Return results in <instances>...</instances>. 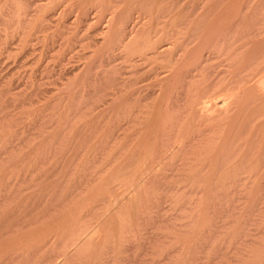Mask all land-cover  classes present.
I'll return each instance as SVG.
<instances>
[{"label": "rangeland", "instance_id": "1", "mask_svg": "<svg viewBox=\"0 0 264 264\" xmlns=\"http://www.w3.org/2000/svg\"><path fill=\"white\" fill-rule=\"evenodd\" d=\"M5 0H1L2 4H5L6 8H4L1 4H0V12L3 13L4 15H2L1 17V13H0V229H12L13 231V234H10V236H13V239L17 238V236H19L20 234H23L25 235L24 233H27L30 234L31 231H33L32 228L37 229L36 227H39V228H46V227H49L50 224L51 225H57L59 224L61 221L59 219H62V215H65L66 212L70 209V208H74V204L76 205H79L82 201V199L84 198L83 196H86L87 193H90L91 191H93L92 189H94L95 187H97L104 178H106V175L109 176L117 167H118V164L120 163V161L122 160L121 158V142H122V137L123 138V142L124 140L128 139L129 138V134L128 132L126 131V127L128 128V131L130 130L128 125L125 127V130H122L120 129L118 131V129L114 130V136H112V133L110 134L109 133V130L112 131L113 127L115 126V123L117 124L119 121H120V118H121V111L122 109L120 107H122V102L125 98V100L127 98L131 99L132 101L130 102L129 104V107L132 104V106H138L139 105V109L136 108L137 111H141L140 115L137 116L138 119L139 117L142 118L143 115L145 116H149L150 113L152 112L151 109H153L154 105L156 104V102L158 101L159 97H160V94H161V84H163L162 82L161 84L159 83V89H157V86H158V83H157V78L159 79H163L164 76L161 78V75H164L166 73V77H169L170 75L172 76V74H174V72H176V70H178L177 66L180 68L184 62L186 61V57H188L187 55H189V53H192L195 49L198 50V49H201L203 50L204 48H201L202 46H204L206 43V39L208 38L207 36V25L210 24L211 26V17L212 15H214L213 13V10H216L214 9V5L216 4L218 7H220L221 5V9L225 10V7L229 6V5H233L234 2H237V0H132L128 1V0H111L110 2H108L107 0H105L107 3H109V7L107 6L108 4L104 1V0H91V2L89 3V0H83V2L81 0H78L75 3L73 0H9V2L13 1L12 2V6L7 5L8 4V0H6V2H4ZM19 1V2H18ZM45 1V2H44ZM66 1H68L66 3ZM72 3H71V2ZM87 1V2H86ZM117 1V2H116ZM135 1V2H134ZM140 1V2H139ZM174 1V2H173ZM234 1V2H233ZM26 2V3H25ZM51 2V3H49ZM61 2H64V3H61ZM81 2V3H79ZM104 2V3H102ZM142 2V3H141ZM155 2V3H154ZM231 2V3H230ZM17 3V4H15ZM48 3V4H47ZM54 3V4H53ZM60 3V4H59ZM83 3V4H82ZM106 3L105 7H102V5L104 6V4ZM113 3V4H112ZM133 3V4H132ZM141 3V4H140ZM213 3V6L211 8V5ZM218 3V4H217ZM222 3V4H220ZM230 3V4H229ZM240 5H242L245 9L244 12H248L243 14V17L241 16L242 20L241 22H239L241 18L237 19V22L236 24H234V26L231 28V30L229 31V33H232V37H233V32L234 31H237L235 30L234 28L236 26H238V28L242 31V29L244 27H246L247 23L246 21H248V24L250 25L251 22L250 21H254L255 23H257V19H262L264 18V0H239L238 2ZM236 3V4H238ZM245 3V5H244ZM250 3V4H249ZM72 6H70V5ZM73 4L75 6H73ZM77 4V6H76ZM80 4H82L80 7ZM89 4V5H88ZM101 4V6H100ZM151 4V5H150ZM179 7H178V5ZM234 4V5H236ZM253 4V5H252ZM21 6V9H23L22 11H19L21 10L20 9V6ZM86 5V6H84ZM163 5V6H162ZM169 5V7H168ZM173 5V6H172ZM238 5V6H240ZM4 8V12L1 10L2 7ZM8 6V7H7ZM41 6V7H40ZM47 6V7H46ZM49 6V7H48ZM51 6V7H50ZM63 6V7H62ZM66 6L67 9H66ZM113 6L115 8H113ZM121 6V7H120ZM204 6V7H203ZM206 6V7H205ZM250 6V8H249ZM253 6V7H252ZM46 7V8H44ZM58 7V9H57ZM60 7V8H59ZM71 7H73L71 9ZM87 7V8H86ZM91 7V8H90ZM99 7V8H98ZM129 7V8H128ZM151 7V8H150ZM167 7V8H166ZM217 7V8H218ZM224 7V8H223ZM241 7V6H240ZM252 7V8H251ZM260 9H259V8ZM13 8V9H12ZM42 8V9H41ZM48 8V9H47ZM56 8V9H54ZM77 8V10H76ZM83 8V10H82ZM109 8V9H108ZM211 8V9H210ZM219 8V9H220ZM9 9H12L10 11H8ZM64 9V11L62 10ZM87 12H85L84 11ZM121 9V10H120ZM200 9V10H199ZM203 9V10H202ZM208 11H207V10ZM209 9L212 10L209 12ZM218 9V10H219ZM216 10L215 13L218 11H223V10ZM251 9V10H250ZM6 10H7V15L5 14L6 13ZM14 10V11H13ZM81 10V11H80ZM123 10V12L127 11L129 12V18H128V22H127V26L125 25V30L123 31L124 33H126L127 35L125 34H122V36L124 35V37H121L122 39L117 41V47H116V42L114 43L115 47L114 46H111V45H108V41H110V34L109 32H107V30L109 31V29L111 28L110 25L112 26L113 25V19H115V16L118 14L119 15V12L121 13ZM152 10V11H151ZM170 10V11H169ZM16 11V13H15ZM34 11V12H33ZM41 11V12H40ZM66 11V13H65ZM71 11V13H70ZM78 11V12H77ZM102 11V12H101ZM150 11V12H149ZM172 11V12H171ZM196 11V12H195ZM263 11V12H261ZM9 12V13H8ZM18 12V13H17ZM24 12L26 13V15L24 14ZM39 12V13H38ZM55 12V13H54ZM65 13V15L63 13ZM83 14H82V13ZM101 12V13H100ZM114 12V13H113ZM116 12V13H115ZM118 12V13H117ZM148 12V13H147ZM217 12V13H218ZM256 12V13H255ZM20 13V14H19ZM22 13V14H21ZM28 13V14H27ZM43 13V14H42ZM54 13V14H53ZM61 13V14H60ZM131 13V14H130ZM151 13V14H150ZM210 13V14H209ZM258 13V15H256ZM262 13V14H261ZM24 14V15H23ZM48 14V15H47ZM51 14V15H50ZM86 14V15H84ZM114 14V15H113ZM151 16H150V15ZM191 14V16H190ZM209 15L208 18H209V21L207 20L208 18L205 17V19L203 18L204 16L206 15ZM7 17H6V16ZM8 15H10L9 17V20L10 21H13L11 18L13 16V19L17 17V20L18 22H16L15 20V25L14 24H11L12 22H9V24H11V26L8 25V23L6 22V19H4V17H6L8 19ZM12 15V16H11ZM21 15V16H20ZM44 15V16H43ZM80 15V16H79ZM84 16V17H81V16ZM88 15V16H87ZM102 15V16H101ZM117 15V16H118ZM133 15V16H132ZM175 15V16H174ZM177 15V16H176ZM181 15V16H180ZM196 20H192L194 19V17ZM204 15V16H202ZM16 16V17H14ZM27 16V17H26ZM47 16V17H46ZM53 16L55 18H53ZM180 16V17H179ZM188 16V17H187ZM199 16V17H197ZM202 16V17H201ZM249 17V20H246V18L244 17ZM253 16V17H252ZM21 17V18H20ZM25 17L27 18V20L25 19ZM34 17V18H33ZM49 18L48 20L45 19V18ZM79 19H78V18ZM133 17V18H132ZM159 17V18H158ZM176 17V18H175ZM182 17V18H181ZM188 18L190 19L189 17H191V20H188V24L186 25V22L187 20L184 22V19L185 18ZM201 17V18H200ZM260 17V18H259ZM75 18V20H74ZM92 18V19H91ZM105 18V19H104ZM113 18V19H112ZM174 18V19H173ZM181 18V19H180ZM200 21L201 19H204L206 21H204V23L206 22H209L207 23L205 26H204V23L202 24L201 21L199 22L198 20ZM251 18V20H250ZM23 19L24 21L22 22L21 20ZM34 19V20H33ZM44 19V21L42 20ZM51 19V20H50ZM55 19V20H53ZM83 19V20H81ZM112 19V20H111ZM252 19H256V20H252ZM78 20V21H77ZM88 22L85 24V22ZM175 20H179V25L177 23V25L173 24V26H178V27H175L174 26V29L171 30V28L169 27L171 22L175 21ZM183 21L181 23V21ZM4 21V23H3ZM8 21V20H7ZM20 21V22H19ZM50 21H53L52 23ZM79 21H80V24H79ZM90 21V22H89ZM92 21V22H91ZM113 21V22H112ZM175 21V22H177ZM196 22L198 21L201 25L204 26L203 28V31H202V27H200L201 25H198L196 26V31L198 30V28H201L197 31V34L198 32H200V36L199 34L197 35V37H195L194 35V31H193V25L192 26H189L191 24H193V22ZM246 23V25L244 26L242 23ZM262 21V20H261ZM41 22V23H40ZM55 22V23H54ZM57 22V23H56ZM112 22V24L110 23ZM150 22V23H149ZM152 22V23H151ZM191 22V23H190ZM194 22V25H197L199 23H196L195 24ZM203 22V21H202ZM254 22L253 25L254 26ZM261 25L259 26L260 29H262L261 27L264 26V23H263V26H262V22L258 21ZM264 22V21H263ZM7 23V24H6ZM19 23H23L21 24V26H19ZM27 23V24H26ZM54 23V24H53ZM109 23V24H108ZM136 23V24H135ZM143 23V24H142ZM155 23V24H153ZM158 23V24H157ZM170 23V24H169ZM190 23V24H189ZM4 24V25H3ZM17 24V25H16ZM33 24V26H32ZM38 24V26H37ZM47 24V25H46ZM57 24V25H56ZM146 24V25H145ZM166 24H168L169 26H166ZM171 24V25H172ZM185 24V25H184ZM244 26H242V25ZM6 25V26H5ZM13 25V26H12ZM23 25V26H22ZM35 25V26H34ZM78 25V26H77ZM82 27H81V26ZM90 25H94L93 27L90 26ZM153 25V26H152ZM181 25H184V28L187 27V29H189V38L188 40H190L191 36L193 40H190L188 41L187 38H186V35L183 36L184 34L183 33H177L178 31L180 32L181 30ZM247 25V27L249 26ZM8 26V28L10 27V30H8V28H6ZM19 26L21 29H18ZM45 26V27H44ZM58 26V27H57ZM150 26H151V29H150ZM165 26V27H164ZM180 26V27H179ZM4 27V28H3ZM13 27V28H11ZM34 27V29H33ZM38 27V28H37ZM44 27V28H43ZM91 27V28H90ZM127 27V28H126ZM172 27V26H171ZM183 27V26H182ZM242 27V29H241ZM37 28V30H36ZM43 28V30H42ZM68 28V29H66ZM93 28V29H92ZM135 28V29H134ZM148 28L150 29L149 31L153 30V32L158 35V32H159V35L158 36H155L153 34V32L151 31V37H153L150 41V43L145 47V49L143 50V48H140L137 49V52L138 54H140V56L143 57V54H142V51H144V53H149V54H154L156 55V58L155 60L152 59V60H147L146 62V59L147 56L143 59H136L137 62H131V60H134V57L138 56L137 55V52H134L133 50H136L135 48L132 49V47L134 45H136V42L138 41L139 37L145 32L147 31L148 32ZM157 28L159 30H161L163 32V30H166L161 33V31H158ZM170 28V30H168ZM173 28V27H172ZM176 28H180L178 29V31L176 30ZM182 28V30L184 29ZM195 28V27H194ZM236 28V29H238ZM264 28V27H263ZM7 29V30H5ZM14 29V30H13ZM20 30V31H15V30ZM28 29L29 32H28ZM38 29H39V32H38ZM129 29V30H128ZM147 29V30H146ZM155 29V31H154ZM187 29H184V30H187ZM191 29V30H190ZM238 29V30H239ZM247 29V28H246ZM5 30V31H3ZM23 30V31H21ZM32 30V31H31ZM76 30V31H75ZM142 30V31H141ZM145 30V31H144ZM157 30V32H156ZM177 31L174 33V31ZM181 30V32H183ZM195 30V29H194ZM239 30V32H241ZM264 29L260 30L261 31V34L263 33ZM36 31V32H35ZM105 31V32H104ZM168 31H170L171 34L170 36L168 35L167 37V42L168 44H170V49L173 48V50H179L180 52L178 53V51H172L170 50L171 52H173L174 54V59L176 58V62L175 61H172L174 59H172L171 57H173L172 55H169V54H165V53H161V50L159 48L156 49V47L154 48L153 46L155 45H163V43L165 42L164 39H162L163 37L165 38V33L168 34ZM188 31V30H187ZM192 31V32H190ZM25 34H24V33ZM33 32V33H32ZM38 32V33H37ZM90 32V33H89ZM96 32V33H95ZM107 32V33H106ZM172 32L175 34H172ZM194 32V33H193ZM238 31L237 32H234V37L239 33ZM5 33V34H4ZM21 33V34H20ZM47 33V34H46ZM78 33V34H77ZM146 33V32H145ZM184 33L187 34V32L184 31ZM34 34V35H33ZM40 34V35H39ZM166 34V35H167ZM181 34V35H180ZM193 34V35H191ZM201 34L203 36V38H206L205 40H202L203 38L201 37ZM206 34L207 37H205L204 35ZM260 39L264 40V34H260V32H258ZM42 35V36H41ZM47 35V36H46ZM104 35V36H103ZM109 35V36H108ZM129 35V36H128ZM174 35V37H173ZM178 35V36H177ZM191 35V36H190ZM261 35V36H260ZM4 36V37H3ZM14 36V37H13ZM16 36V37H15ZM37 36V37H35ZM72 36V37H71ZM103 36V37H102ZM108 36L109 39H106V37ZM129 38H128V37ZM139 36V37H138ZM160 36V37H159ZM163 36V37H162ZM181 36H183L185 40H183V43H185L186 41V45L185 47L183 46L184 44H180L182 45V47H184V49L186 48V50H182L183 48L180 47L179 45H177L178 43H181V39L182 38ZM257 36H251L250 39L253 41H249V47H247L246 49L248 48H251L254 46H256L257 44H259L258 42H260L261 40H259L258 38V42H257ZM51 39H50V38ZM58 37V38H57ZM66 37V38H65ZM105 37V38H104ZM125 37H126V40H125ZM158 37V38H157ZM162 37V38H161ZM176 37H180V38H177L178 40L174 39ZM229 37V35H228ZM36 38V39H35ZM54 38V39H53ZM64 38V39H63ZM137 38V39H136ZM173 38V40L171 41V39ZM197 38V39H196ZM24 39V40H23ZM41 39V40H40ZM48 39V40H47ZM103 39V40H102ZM104 39H106V44ZM132 39V40H131ZM136 39V40H134ZM156 39V40H155ZM158 39H162L161 41H164L163 43H159L157 42ZM168 39H170V42L168 41ZM180 39V40H179ZM195 39V40H194ZM202 41H201V40ZM123 40V42H122ZM174 40L176 41L175 44L173 43ZM200 42L198 43L197 42ZM208 40V39H207ZM211 40V39H209ZM213 41L212 42H215L216 39H212ZM223 38L220 36L219 38H217L216 40V43L211 44V48L207 47L205 49L207 50H204V52L202 51V53H206L209 48L210 49H213L214 52H212L211 50H209L207 52V54H205L204 56L207 58V60L205 59L204 57V61L208 63V65L204 64L202 65V67L204 66L205 68H203V71L201 70L202 67L200 68H189V69H185L182 71V77L184 78V81L187 83L186 85H189L190 86V89L193 91L191 92V90L189 91L188 90V87L187 86L185 88V85H183V83L185 82H182V89L184 91L181 92V89L179 88L177 90V92L179 91V93L181 94H185V92H190L189 93V96H186L184 95L185 97H188V100L186 103L182 102V99H181V103H178L180 104V106H182L183 104H189L191 103V107H192V104H196L197 108L199 107L197 102L198 100H200L202 98L201 103L200 101L198 103L201 104L200 108L202 110V107H203V104L205 105L204 106V110H205V107L207 106V104H214V105H218V106H214V105H211L210 106H207L208 107V111L211 109V106H214V108H222L220 107L222 104L221 102H223V98L226 100L225 97H227V103H228V96L227 95H232V98L230 99L229 102H231V100L233 99L234 95L236 98L237 95H239L238 99H236V101L238 100H241L242 99V102H243V98L245 99L246 96H247V93L249 92V89L251 88H248V87H253V84L255 83H259V82H264V76H262V73H261V77L263 78H259L258 77L256 78V74L255 75H252L251 72V76L255 77L253 78V80L251 81V79L247 80L245 77V82L247 81H251L253 82V84L251 82H249V84H245L244 82V86L245 88L243 90L246 89V85H249L247 86V91H245V95L243 97V94L242 92L240 91H243L242 89H239V87L236 85V82L238 85H240L238 83V80H233L234 79V75H235V71L238 70L236 69L238 66H236V64L240 65V63H242V60L246 62V59L244 58V55L242 56L243 52L240 53H237V55H235V57L232 55V50L230 49H225V50H228V52H231L228 54V52L226 51V53L230 56H228L226 53L224 54L225 50L222 52V50L224 49L223 45H221V43H224V41H222ZM32 41V42H31ZM53 42V45L52 42ZM82 41V42H81ZM98 41V42H97ZM100 41H101V44H100ZM119 41L121 42L119 44ZM125 41V42H124ZM159 42H161L160 40H158ZM204 41V43H203ZM222 41V42H221ZM49 42H50V45H49ZM74 42V43H73ZM127 42V44H125ZM154 44H152V43ZM210 42V41H209ZM251 42H257V43H252L250 44ZM262 42V43H261ZM259 45H261V47L259 46V49L257 48V51L259 50L258 53H261L262 52V55L264 53V41H261ZM31 43V44H30ZM72 43V44H71ZM103 43V45H102ZM157 43V44H156ZM189 43V44H188ZM196 43V45H195ZM119 44V45H118ZM133 44V46H132ZM167 44V43H165ZM164 44V45H165ZM176 46H174V45ZM199 46H198V45ZM203 44V45H202ZM188 45L190 47H188ZM192 45V47H191ZM193 45L194 48H193ZM207 45V44H206ZM221 45V46H220ZM241 45L240 43L238 44V46ZM33 46V47H32ZM44 46V47H43ZM101 46V47H100ZM111 46V47H110ZM120 46V47H119ZM151 46V47H150ZM178 46V47H177ZM215 46V47H214ZM219 46V47H218ZM51 47V48H50ZM53 47V48H52ZM98 47V48H97ZM105 47V48H104ZM107 47V48H106ZM127 47V48H126ZM136 47V46H134ZM172 47V48H171ZM176 47V49L174 48ZM182 48V49H178V48ZM214 47V48H213ZM240 47V46H239ZM263 47V49H261ZM17 48V49H16ZM66 48V49H65ZM103 50H102V49ZM130 48V49H129ZM148 48V49H147ZM149 48H154V51L153 52H149L151 51V49L149 50ZM221 48V49H220ZM223 48V49H222ZM99 49V50H98ZM122 49V50H121ZM125 49V50H124ZM147 49V50H146ZM188 49V50H187ZM191 49V50H189ZM215 49V50H214ZM220 49V50H219ZM249 49V50H251ZM76 50V51H75ZM92 50V51H91ZM102 50V51H101ZM105 50V51H104ZM153 50V49H152ZM182 50V51H181ZM219 50V51H218ZM248 50V51H249ZM127 51L129 52L127 54ZM134 52L132 54L130 52ZM157 51V53H156ZM160 51L161 55H158L160 53H158ZM184 51V52H183ZM188 51V52H187ZM192 51V52H191ZM217 51V52H216ZM247 51V52H248ZM23 52V53H22ZM35 52V53H34ZM41 52V54H40ZM46 52V53H45ZM98 52V53H97ZM175 52V53H174ZM187 52V53H186ZM13 53V54H12ZM107 53V54H106ZM178 55H177V54ZM181 53V56H183L182 58L179 57ZM214 53V54H212ZM40 54V55H39ZM109 54V55H108ZM131 56H130V55ZM162 54H164L163 56L166 57V55H168L165 59H163V56ZM183 54V55H182ZM208 54H209V60H208ZM211 54V55H210ZM239 54V55H238ZM43 55V56H42ZM176 55V57H175ZM232 55V56H231ZM145 56V55H144ZM151 55H149L148 57H150ZM153 56V55H152ZM162 56V59H160ZM180 60H178V58ZM240 58H238V57ZM243 58H242V57ZM40 57V58H39ZM100 59H99V58ZM123 57V58H122ZM139 57V56H138ZM137 57V58H138ZM159 57V59H158ZM230 57V58H229ZM235 59H234V58ZM237 57V58H236ZM121 58V59H120ZM127 58V59H126ZM132 58V59H131ZM141 58V57H140ZM154 58V57H153ZM231 58H233L231 60ZM44 59V60H43ZM57 59V60H56ZM108 59V60H107ZM158 59V60H156ZM183 59V60H181ZM232 61L233 63V60H237L236 62L238 63H234V66L236 68H233L234 66L231 65L229 62V60ZM82 60V61H81ZM97 60V61H96ZM130 60V61H129ZM166 60H168L167 62H165ZM173 63L175 62V65H172L171 67L168 68V64L170 61ZM178 60V61H177ZM135 61V60H134ZM140 61V62H139ZM183 63H181V62ZM229 61V62H228ZM111 62V63H110ZM131 62V64H130ZM181 63L180 65H177L178 63ZM101 63V64H100ZM133 63V64H132ZM165 63H167V68H166V65ZM171 63V64H172ZM49 64V66H48ZM105 64V65H104ZM170 64V65H171ZM174 64V63H173ZM244 63H242L243 65ZM248 64V63H246ZM85 65V66H84ZM91 65V67H90ZM94 65V66H93ZM99 65V66H98ZM177 65V66H176ZM245 65V64H244ZM249 65V64H248ZM46 66V67H45ZM165 66V67H164ZM175 66V67H173ZM208 66V67H207ZM232 66V67H230ZM257 67V65H254ZM49 67V68H48ZM84 67V68H83ZM102 67V68H100ZM125 67V68H124ZM157 67H161V69H157ZM206 67H207V70H206ZM246 69L247 65L246 66H243L241 68V65H240V68L243 70ZM47 68V69H46ZM53 68V69H52ZM88 68V69H87ZM95 68V70H94ZM173 68V69H172ZM239 68V67H238ZM239 68V69H240ZM21 69V70H20ZM31 69V70H30ZM43 69V70H42ZM85 69V70H84ZM125 69V70H124ZM164 69V70H163ZM168 71H167V70ZM193 69V71H192ZM90 70V71H89ZM171 70V71H170ZM187 70V71H186ZM199 72H197V71ZM25 71V72H24ZM53 73H52V72ZM83 71V72H82ZM88 71V72H86ZM139 71H141V75L139 73ZM156 71V72H155ZM173 71L172 74H170V72ZM192 71V72H191ZM202 71V72H201ZM206 71V72H205ZM207 71H208V75H203V77H207L210 75L212 77L211 80L210 78L208 77V79L206 80L208 83H210L211 85L209 86L210 88H212V90L208 88V85L205 81V79L202 81V75L201 74H207ZM241 71V70H240ZM241 71V72H242ZM247 71V70H246ZM244 71L245 74H247V72ZM43 72V73H42ZM46 72V73H45ZM49 72V73H48ZM111 72V73H110ZM152 72V74H154L153 76H156V77H152L150 76L149 74ZM165 72V73H164ZM169 72V73H168ZM184 72H186L184 74ZM188 72V73H187ZM191 72V73H190ZM196 72V73H195ZM204 72V73H203ZM239 72V70H238ZM241 72H239L238 74L240 75V78H243V76H241ZM20 73V74H19ZM83 73V75H82ZM138 73V75H137ZM161 73V74H159ZM163 73V74H162ZM199 73L197 76L196 74ZM212 73V74H211ZM234 73V74H233ZM243 73V72H242ZM46 74V75H45ZM85 74V75H84ZM88 74V75H87ZM107 74V75H106ZM110 74V75H109ZM133 74V75H132ZM156 74V75H155ZM157 74H159L160 76H157ZM189 74H193L192 76L189 75ZM237 74V73H236ZM237 74V76H238ZM243 74V75H245ZM259 73H257V76ZM44 75V76H43ZM53 75V76H52ZM58 77H56V76ZM106 75V76H105ZM136 75V76H135ZM140 75V78L142 80L141 83L139 82H136V78L137 76ZM186 75V76H184ZM188 75V77H187ZM264 75V74H263ZM24 76V77H23ZM38 78H37V77ZM42 76V77H41ZM48 76V77H47ZM90 76V77H89ZM109 76H110V79H109ZM113 76V78H112ZM150 76V77H149ZM170 76V77H171ZM199 76V77H198ZM201 76V77H200ZM219 76V79H216L218 80L219 84L222 82H220V80H223V79H226L228 78V80H231L229 81L230 84H228V80L227 81H223V82H226L224 84H227V85H232V86H228L229 89L225 90L224 92L222 91L224 88L226 89V85L222 84L219 85L216 81H215V78H217ZM234 76V77H232ZM237 76H236V79H237ZM247 76H249L247 74ZM46 77V78H45ZM49 77H53V78H49ZM55 77V79H54ZM60 77V78H59ZM79 77V79H78ZM85 77V78H84ZM131 77V78H130ZM195 77L197 79H195ZM229 77L233 78V79H229ZM260 77V76H259ZM20 78V79H19ZM42 81H40L39 80ZM87 78H91L92 80L88 79L86 80ZM103 78V79H102ZM108 78V79H107ZM157 80H156V79ZM188 78V79H187ZM189 78H192V80H189ZM239 78V80H240ZM35 79V80H34ZM76 79V80H75ZM126 81H125V80ZM196 81V87L194 86L195 85V81ZM214 79V80H213ZM254 79H258V80H255L256 82L254 83ZM56 80L54 82V84H52V82ZM71 80V81H70ZM108 80V81H107ZM111 80V82H110ZM114 80V81H112ZM133 80L137 83V85L135 84V82H133ZM139 81V79H137ZM233 80V81H232ZM243 80V79H242ZM240 80V83L241 81ZM247 80V81H246ZM48 81V82H47ZM50 81V82H49ZM58 81V82H57ZM83 81V82H82ZM85 81L87 84H85ZM88 81V82H87ZM127 81H130V82H127ZM132 81V84L134 83V85L130 86V85H127L126 83L130 84ZM194 81V82H193ZM198 81H202L201 82V85L205 83V86H199L197 82ZM235 81V82H234ZM244 81V80H243ZM33 82V83H32ZM38 82V83H36ZM45 82V83H44ZM75 82V83H74ZM95 82V83H94ZM105 82V83H104ZM204 82V83H203ZM232 82V83H231ZM10 83V84H9ZM36 83V85H35ZM49 83V84H48ZM60 85H59V84ZM63 83V84H62ZM93 83V85H92ZM110 83H114V84H110ZM194 83V84H193ZM217 85H216V84ZM233 83L235 84L233 86ZM30 84V85H29ZM43 86H42V85ZM58 84V85H57ZM65 84V85H64ZM101 84V85H100ZM243 84V82L241 83ZM252 84V85H251ZM33 85V86H32ZM40 85V87L38 86ZM62 85V86H61ZM92 87H91V86ZM112 85V86H111ZM127 85V86H126ZM136 85V86H135ZM156 85V86H155ZM180 85V86H181ZM251 85V86H250ZM264 85V84H262ZM261 85V86H262ZM13 86V87H12ZM72 88H71V87ZM95 86V87H93ZM107 86V87H105ZM117 86V87H116ZM130 86L131 89H129L128 87ZM155 86L152 90L150 89L151 87ZM184 86V88H183ZM197 88V92L199 90L202 91V89H206L205 87H207L208 91H206V94L204 95L201 91L200 94L198 92V96L197 95V92L194 93V90L192 88ZM199 88H198V87ZM215 86V88L213 87ZM218 86L222 87V88H217ZM226 86V87H225ZM241 86V85H240ZM255 86V85H254ZM257 86V85H256ZM259 86H260V83H259ZM46 87V88H45ZM66 89L64 90L63 89ZM100 87V88H99ZM127 87L129 90L128 92L132 91V94L129 93L131 96H128V92H127V88L125 89L126 91H124V88ZM202 87V89H201ZM224 87V88H223ZM231 87V89H230ZM238 87V88H236ZM242 87V86H241ZM240 87V88H241ZM264 87V86H263ZM20 88V89H19ZM29 88V89H28ZM36 88V90L39 92L38 94L40 95L41 92H42V95H39L38 94H34L36 90H34ZM45 88V90H44ZM52 88V89H51ZM56 88V89H55ZM69 91H68V89ZM74 88V89H73ZM156 88V89H155ZM194 88V89H195ZM235 89V91H232V89ZM243 88V87H242ZM58 89V90H57ZM71 89V90H70ZM78 89V90H77ZM99 89H100V92H102L103 90L106 92H102L100 93L99 92ZM102 89V91H101ZM134 89V90H133ZM150 89V90H149ZM187 89V91H186ZM216 89V90H215ZM221 89L222 92H219ZM239 89V92L240 94H242V98L240 97V94L237 92ZM263 89V88H262ZM7 90V91H6ZM52 90V92L50 91ZM73 90H74V93H73ZM89 90V91H88ZM95 90V91H94ZM141 90V91H139ZM144 90H149L151 92L149 93H154L156 91H158V93H156V95L153 96V94L151 96H148L149 93H147L146 91ZM154 90V92H153ZM219 90V91H217ZM228 90L230 93H228ZM264 90V89H263ZM3 91V92H2ZM18 91V92H17ZM46 91V92H45ZM50 91V93H48ZM71 91V92H70ZM78 91V93H76ZM84 91V92H83ZM137 91H139L138 93H141L139 94L138 96L134 93ZM147 93L146 95H143L144 92ZM204 91V92H205ZM232 91V92H231ZM45 92V93H44ZM96 92V93H95ZM127 92V93H125ZM219 92V93H217ZM237 92V95L235 94ZM247 92V93H246ZM10 93V94H9ZM28 93V94H27ZM37 93V92H36ZM105 95H104V94ZM108 93V94H107ZM110 93V94H109ZM116 93V94H115ZM137 93V94H138ZM144 93V94H145ZM228 93V94H227ZM31 94V95H30ZM34 94V95H33ZM51 94V95H49ZM72 94V95H71ZM95 94V95H94ZM103 94V95H101ZM114 96H113V95ZM158 94V96H157ZM191 94V95H190ZM192 94L194 96H192ZM16 98H14L13 96ZM45 95H48L49 97L45 96ZM108 95V96H107ZM113 96V97H109V96ZM127 95V96H125ZM150 95V94H149ZM204 95V96H203ZM263 95V99H260L259 101L257 100L256 103H254V105L251 107L253 108L254 110H250L252 111V114H250V111L247 110V112H249V115L250 117L252 116V119L253 118H256L259 117L260 120L257 121V118L255 119L256 121L254 122L255 125H261V128H259L260 130L258 131L259 133L255 136H258V137H255L256 140H259V138L262 140V138H264V126H263V122H264V116L263 118L260 117V115L264 114V107L263 108V111L260 109L258 111H260L259 113H257V109L260 108L262 106V103H263V106H264V94ZM26 96H30L32 98L28 99L26 98ZM35 96V97H34ZM83 96V97H82ZM91 96V97H90ZM103 96V99L106 101H103L102 100V97ZM104 96H107L104 98ZM136 96L139 97L140 101L138 99H136ZM157 96V97H156ZM217 96V97H216ZM5 97V98H4ZM13 97V100L11 99ZM39 97V98H38ZM42 97V98H41ZM44 97V98H43ZM75 97V98H74ZM93 97V98H92ZM109 97V98H108ZM115 97V98H114ZM127 97V98H126ZM133 97H135L134 99L136 100V104L134 103V99H132ZM145 97H148L147 100L149 99H152V102H147L145 101L146 99H144ZM151 97V98H150ZM153 97V98H152ZM216 97V101L220 103H217L214 101L211 102L210 99ZM218 97H222V99H218ZM8 98V99H7ZM26 101L23 102L25 99ZM121 98V99H120ZM143 100H142V99ZM155 98V99H154ZM230 98V97H229ZM11 99V100H10ZM24 99V100H23ZM36 99V101L34 100ZM42 99V100H41ZM76 99V100H74ZM111 99V100H110ZM114 99V100H113ZM120 99V101H119ZM185 99V98H183ZM195 99H197L196 101H194ZM215 99V98H214ZM24 104H22L21 102ZM37 100H39L37 102ZM58 100V101H57ZM81 100V101H80ZM185 100V101H186ZM210 101V102H206V101ZM224 100V101H225ZM53 101V102H52ZM74 101V102H73ZM86 101V102H85ZM119 101V102H118ZM144 101L146 103H144ZM193 101L195 103H193ZM205 101V102H204ZM225 101V102H226ZM235 99L233 101V103H227L224 104L225 102H223L222 106H229V104H231V107L232 109L230 111L233 112V109L239 104L240 106V103H242L241 101L238 103H236ZM11 102V103H10ZM17 102V103H15ZM29 102V103H28ZM33 104H32V103ZM35 102V104H34ZM80 102V103H79ZM101 102V103H100ZM137 102H143L146 106L148 105V108L145 107V109H149V113L148 115L146 114L147 111H144V107H143V103H141V105L138 103L137 105ZM22 105H20V104ZM28 103V104H27ZM31 103V104H30ZM107 103V104H106ZM113 103V104H112ZM119 103V104H118ZM203 103V104H202ZM235 103V107H234V104ZM26 104V105H25ZM143 104V105H142ZM152 104V105H151ZM20 105V106H18ZM28 105V106H27ZM60 105V106H59ZM68 105V106H67ZM74 105V106H72ZM114 105V106H113ZM119 105V107H118ZM183 105V106H184ZM258 105V106H257ZM87 106V107H86ZM134 106V107H135ZM182 106V108H184ZM189 106V105H188ZM224 106V107H225ZM74 107V108H73ZM128 107V109H129ZM133 107V108H134ZM141 107V108H140ZM152 107V108H151ZM190 107V106H189ZM191 107L188 109L190 114L192 111H194L193 109L196 108L195 106ZM207 107H206V112H207ZM230 107V106H229ZM229 107H226V108H229ZM234 107V108H233ZM27 108V109H26ZM51 108H53L51 110ZM56 108V110H55ZM71 108V109H70ZM92 108V109H91ZM119 108V109H118ZM132 108V107H131ZM144 110H143V109ZM179 107H177V110H174L175 112L176 111H179L178 110ZM186 107L183 109L184 111H188ZM210 108V109H209ZM213 108V109H214ZM219 108L217 110H219ZM238 108V106H237ZM5 109V111H4ZM65 109V110H64ZM114 109V110H113ZM230 109V108H229ZM42 110V111H41ZM56 112H54V111ZM62 110V111H60ZM73 110V111H72ZM87 112H86V111ZM112 110V111H111ZM126 110V109H124ZM142 110L144 112H142ZM182 109L179 111L181 113V115H186L187 118L189 116V112L188 114H182L183 111ZM200 109H198V111L196 112L194 118H196L197 120L201 119V120H205L207 118V114H205L204 112H202ZM212 110V109H211ZM236 110V109H235ZM234 110V111H235ZM40 111V112H39ZM68 111V112H67ZM93 111V112H92ZM116 111H118V114L116 116ZM120 111V112H119ZM127 111V110H126ZM185 111V113H186ZM200 111H201V114L204 115V116H199L201 115L200 114ZM24 112V113H23ZM54 112V114H53ZM59 112V113H58ZM62 112V113H61ZM78 112V114H77ZM146 112V113H145ZM177 113L176 115H180V113ZM255 112V114H253ZM66 113V114H65ZM82 113V114H81ZM87 113V114H86ZM101 113V114H100ZM142 113H145V114H142ZM229 113V112H228ZM228 113H225V117L227 116ZM235 113V112H233ZM233 113L230 112V115H232ZM36 114V116L34 115ZM58 114V115H57ZM136 115H138V112L135 113ZM134 114V115H135ZM142 114V116H141ZM218 114V113H217ZM215 115V117L217 116V118H219V114L218 115ZM245 114L248 115V113H246L245 111ZM260 114V115H259ZM7 115V116H6ZM69 115V116H68ZM94 115V116H93ZM96 115V116H95ZM107 115V116H106ZM136 115L134 116L135 119L136 118ZM230 115L228 114V116L230 117ZM246 117L248 118L249 116ZM253 115H255L253 117ZM259 115V116H258ZM261 115V116H262ZM69 118H68V117ZM144 116V117H145ZM227 116V118H228ZM245 116V115H244ZM10 117V118H9ZM14 117V118H13ZM88 119H87V118ZM100 117V118H99ZM116 117V118H115ZM119 117V119H117ZM129 117V116H128ZM150 117V116H149ZM147 117V118H149ZM201 117V118H199ZM213 117V116H212ZM223 118L222 121H225L226 118ZM250 117L246 120H248V123L250 122V125H248V129H246L247 131H245V133H249V135L252 133H254L253 129H254V124L251 122V121H254V120H250ZM18 118V119H17ZM38 120H37V119ZM90 118V119H89ZM99 118L100 120L96 121V119ZM133 118V117H132ZM133 118V119H134ZM184 118V117H182ZM187 118L185 117L184 120H187ZM222 118V117H221ZM261 118L263 119L262 120V123L261 122ZM5 119V120H4ZM33 119V121H32ZM35 119L37 120L35 122ZM95 119V121L93 120ZM130 119L127 118L126 121H128ZM214 119V118H212ZM216 119V118H215ZM214 119V120H215ZM220 119V118H219ZM225 119V120H224ZM68 123H66V121ZM87 120V121H86ZM93 120V122H91ZM113 120V121H112ZM114 120H116L117 122H115ZM141 120V119H140ZM213 120V121H214ZM31 121V122H30ZM101 121V122H99ZM206 121V120H205ZM211 122V123H218V121L216 122ZM220 121V120H219ZM50 122V123H49ZM61 122V123H60ZM77 122V123H76ZM86 122V123H85ZM98 122L99 125H95V128L93 127L94 124ZM184 122V121H183ZM41 123V124H39ZM65 123H66V127H65ZM79 123V124H78ZM85 123V124H83ZM112 123V125H111ZM204 123V122H203ZM211 123H206V124H209L211 125ZM75 124V125H73ZM82 124V125H81ZM87 124H89L88 127ZM92 124V125H91ZM205 124V123H204ZM254 126H253V125ZM20 125V126H19ZM86 125V128H84ZM92 128H94L93 130L91 129V126ZM111 125V126H110ZM98 126V128L96 127ZM130 127H132V125L130 124L129 125ZM208 126V125H207ZM253 128H252V127ZM7 127V128H6ZM29 127V128H28ZM60 127V128H59ZM78 129H77V128ZM100 127V128H99ZM263 127V129H262ZM15 128V129H14ZM18 128V129H17ZM40 128V129H39ZM64 128V129H63ZM67 128V129H66ZM75 128V129H74ZM89 128V129H88ZM207 128V127H206ZM252 128V130H251ZM258 128V127H256ZM255 128V129H256ZM10 131H9V130ZM13 129V130H12ZM74 129V130H73ZM80 129V131H79ZM93 131H91V130ZM209 129V128H208ZM12 130V131H11ZM52 130V131H51ZM63 130V131H62ZM67 130V131H66ZM76 130V131H75ZM95 130V131H94ZM258 130V129H257ZM79 131L77 134L76 132ZM85 131L90 132V133H84ZM98 131V132H97ZM100 131V132H99ZM107 131V132H106ZM2 132V133H1ZM14 134H13V133ZM32 132V133H31ZM48 132V133H47ZM51 132V133H50ZM57 132V133H56ZM61 134H60V133ZM96 132V133H95ZM103 132V133H102ZM116 132V133H115ZM127 132V133H126ZM130 132V131H129ZM256 132V130H255ZM263 133V136H262V133ZM26 133V134H25ZM35 133V134H34ZM38 133V134H37ZM109 133V134H108ZM261 133V134H260ZM79 134V136H77ZM86 134V137L88 136V138H84L82 136H84ZM103 134V135H102ZM105 134V135H104ZM117 134V135H116ZM128 134V135H127ZM245 134V136L247 135ZM256 134V133H255ZM259 134L262 136L260 137ZM73 135H75L73 137ZM92 135V136H91ZM107 135H108V139L105 140L107 138ZM111 135V136H110ZM247 135V136H249ZM101 136V137H100ZM106 136V137H104ZM61 137V138H60ZM76 137H78L77 141L75 142L74 140H76ZM81 137L83 138L82 140ZM104 137V138H103ZM113 141H112V139ZM116 137V138H115ZM47 138V139H46ZM52 140H50V139ZM54 138V139H53ZM2 139V140H1ZM6 139V140H5ZM17 139V140H16ZM20 139V140H19ZM72 139V140H71ZM94 139H97V140H94ZM104 139V140H102ZM111 139V140H110ZM115 139V140H114ZM254 139V140H255ZM58 140V141H57ZM253 140V141H254ZM258 141V142H261ZM4 141V142H3ZM15 141V142H14ZM41 141V142H40ZM47 141V142H46ZM72 141V142H71ZM74 141V143H73ZM86 141V142H85ZM108 141H111L110 144H108L109 142ZM44 142L45 145H44ZM79 142H83L82 144ZM88 142V143H87ZM97 142V143H96ZM106 142V143H104ZM108 142V143H107ZM257 141L256 142H253V147L256 148L254 149L253 148V151L257 150V151H262V149L264 148L262 146V144L264 143V141L262 140L261 143H258ZM4 144V146L2 144ZM12 143V144H11ZM43 143V145H41ZM52 143V144H51ZM99 143H100V146H99ZM102 143H104V145H102ZM115 143V144H114ZM256 143V146H254V144ZM258 143V145H257ZM67 144V145H66ZM70 144V145H69ZM73 144H78L79 146L77 145H74ZM96 144V145H95ZM97 144H98V148L97 147ZM80 145H82L80 147ZM84 145V146H83ZM102 145V147H101ZM109 145V147H108ZM119 145V146H118ZM8 146V147H7ZM54 146V147H53ZM104 146H107V147H104ZM259 146V147H257ZM261 146L263 148H261ZM20 149H19V148ZM28 147V149H27ZM31 147V148H30ZM44 147V148H43ZM67 147V148H66ZM80 147V148H79ZM118 147V148H117ZM3 148V150H2ZM6 148V149H5ZM26 148V149H25ZM67 150H66V149ZM108 148V149H107ZM114 148V149H113ZM259 148V150L257 149ZM15 149V150H14ZM19 149V151H18ZM25 149V150H24ZM31 149V150H30ZM48 149V151H47ZM104 149V150H103ZM117 149V150H116ZM12 150V151H11ZM33 150V151H32ZM35 150V152H34ZM43 150V151H42ZM70 150V151H69ZM75 150H78L75 151ZM264 150V149H263ZM18 151V152H17ZM104 151V152H102ZM117 151V153H116ZM230 151V150H229ZM256 151V152H257ZM11 152V153H10ZM31 152V153H30ZM80 152V153H79ZM119 152V153H118ZM231 152V151H230ZM259 152V153H260ZM16 153V154H15ZM45 153V154H44ZM51 153V154H50ZM113 153V154H112ZM262 153V152H261ZM260 153V155H262ZM8 154V155H7ZM32 154V155H31ZM34 154V156H33ZM39 154V155H38ZM44 154V155H43ZM68 154V155H67ZM106 154V155H105ZM112 154V155H111ZM117 154V156H116ZM192 150L188 151V152H185L182 154V158H184V160H186L185 158L187 157V160H186V163H188V166H190L189 164H191L190 168L191 167H194V163L197 161L199 164H201V162H206L207 160H205L206 158L204 157H200V160H203V161H198L199 157L198 156H195L193 154ZM203 154V153H202ZM256 154V153H255ZM254 154V155H255ZM55 155V156H54ZM71 155V156H70ZM87 155V156H86ZM101 155V156H100ZM115 155V157H114ZM120 155V156H119ZM258 155V153H257ZM256 155V157H257ZM264 155V153H263ZM262 155V159L264 158V156ZM13 156V157H12ZM15 156V157H14ZM22 156V157H21ZM43 156V157H42ZM45 156V157H44ZM59 156V157H57ZM88 157V159L86 157ZM111 156V157H110ZM119 156V157H118ZM186 156V157H185ZM189 156V157H188ZM235 156H236V153H235ZM32 157V158H31ZM38 157V158H37ZM42 157V158H41ZM80 157V158H79ZM97 157V158H96ZM105 157V158H104ZM113 157V158H112ZM239 157V154L238 156ZM254 158H251L252 160H250L249 162L247 163H244L245 164V170H247V172L249 171L250 168H252L250 165H253L256 164H259V161L261 163H263L264 165V159L262 160L261 159V156L260 157H255L253 156ZM31 158V159H30ZM54 158V159H53ZM56 158V159H55ZM76 158V159H75ZM99 158V159H98ZM102 158V160H101ZM256 158V159H255ZM11 159V160H10ZM85 159V160H84ZM16 160V161H15ZM48 160V161H47ZM74 160V161H73ZM194 160V161H193ZM8 161V162H7ZM34 161V162H33ZM38 161V162H37ZM72 161V162H71ZM93 161V162H92ZM188 161V162H187ZM191 163H190V162ZM15 162V163H14ZM17 162H19L17 164ZM25 162V163H24ZM32 162V163H31ZM80 162V163H79ZM89 162V163H88ZM101 162V163H100ZM104 162V163H103ZM108 162V166L105 165V163L107 164ZM117 162V163H116ZM167 162V161H166ZM180 162V163H179ZM177 164V166L175 165L174 166V170H175V174L178 172V174L180 175V172L181 170H183L184 172H188L187 171V167H186V163L184 162L183 163V160L179 161ZM13 163V164H12ZM31 163V164H30ZM113 163V164H112ZM116 163V164H115ZM196 163V164H198ZM25 164V165H24ZM104 164V165H103ZM183 164V165H182ZM185 164V165H184ZM230 164V163H228ZM227 164V165H228ZM243 164V165H244ZM12 165V166H11ZM18 165V166H17ZM65 167H63V166ZM69 165V166H68ZM73 165V166H72ZM75 165V166H74ZM81 165V166H80ZM111 165V166H110ZM194 165V166H192ZM226 165V166H227ZM248 165V166H246ZM20 166V167H19ZM29 166H30V170H29ZM36 166V167H35ZM107 166V167H105ZM113 166V168H112ZM117 166V167H116ZM181 166H184L183 169H181L180 167ZM250 166V167H249ZM259 166V165H258ZM80 167V168H79ZM90 167V168H89ZM99 167V168H98ZM103 167V168H102ZM115 167V168H114ZM179 167V168H178ZM229 167V166H228ZM255 167V166H254ZM251 169L252 171L251 172H258V174L262 175L264 173V171H262V169L264 170V166H261L260 167H257L259 169H256L254 168ZM12 168V169H11ZM19 168V169H18ZM77 168H79L77 170ZM86 168V169H85ZM92 168V169H91ZM111 168V169H110ZM158 170H156V172L158 173H162L164 170V166H159L157 167ZM178 168V169H177ZM224 167V170L228 169ZM65 169V170H64ZM89 169V171H88ZM94 169V170H93ZM105 169V170H104ZM114 169V170H113ZM177 169V171H176ZM181 169V170H180ZM189 169V168H188ZM205 169V168H204ZM203 169V172H205ZM256 169V171H254ZM14 170V171H13ZM87 170V171H86ZM99 170V171H98ZM109 170V171H108ZM113 170V171H111ZM18 171V172H17ZM63 171V172H62ZM80 171V172H79ZM91 171V173H90ZM94 171V172H93ZM107 171V172H106ZM77 172V173H76ZM99 172V173H97ZM111 172V173H110ZM182 172V173H184ZM250 172V171H249ZM248 172V173H249ZM86 173V174H85ZM94 173V174H93ZM96 173V174H95ZM78 174V175H77ZM98 174V175H97ZM256 174L254 175L252 173L253 176H256ZM37 175V176H36ZM73 175V176H72ZM76 175V176H75ZM89 175V176H88ZM91 175V177H90ZM177 175V174H176ZM177 175V176H179ZM258 175V176H259ZM264 175V174H263ZM47 176V177H46ZM58 176V177H57ZM130 176V175H128ZM128 176H124V178H128ZM253 176H250V177H253ZM257 176V177H258ZM60 177V178H59ZM81 177V178H80ZM90 177V178H89ZM97 177V179H96ZM260 177V176H259ZM182 179L181 180H184L185 177H181ZM255 178V177H254ZM254 178H251L252 179V182H247L246 179L245 181L239 183H234V184H228L226 185L225 183L223 182H220L219 186L221 184H225V186L227 188H229L227 191L226 189L224 191H222L225 187L223 186V188H221L222 186H218L219 188L216 187V190H220L221 192H217L216 190L213 191V193H222V194H219L220 196H218L216 193L215 194H212V195H215L214 198L211 199L212 201L210 202V207L208 208L207 210V219H208V230L206 232V229L204 230V232L202 231V234L200 235V237L198 239H196V237H192L194 239H196L192 244H190V246H182V244L184 245L183 242H180L179 240L182 238H188V237H191V235L195 236V229H196V224L198 223L197 220H198V216L200 214V209H202V206H203V203H202V199L204 198H201V197H204V193L201 192L202 188L201 186H199V184H196V183H192L191 181H182V182H178L179 177L178 178H175L172 177V178H169V181H166L165 184H158V183H154L155 185L158 184V186L154 185H147V184H144L141 186V188H143L142 190L143 191H139L136 190V191H129L130 189L127 190V188H122V185L119 186L118 184H120V182H115V184H112V191L110 190V192H115L113 195H111L112 197H110L108 199V202L110 203H115L116 199L118 197H115L116 194H124V195H127L129 198V202L128 200H123L124 203H122V209L121 207L119 208H116L115 211V214L113 215V212L111 213V216H110V219L106 222L107 224V233L105 234H101L103 235V238L104 237H107L106 239L104 238V243H106V246L103 247L104 248H107L105 249L106 252H110L108 255H106V258L105 256L102 257V260L103 262H101L102 264H179L180 262H183V264H264V179L261 180L262 178H264L262 176V178L260 179L259 181V185H262V189L259 191V196L258 198H253L252 196V192L256 189L254 188L255 186L252 185V183H255V179ZM52 179V180H51ZM77 179V180H75ZM248 179V178H247ZM250 179V178H249ZM259 180V178H257ZM21 180V181H20ZM33 180V181H32ZM57 180V182H55ZM96 180V181H94ZM172 180H175L177 181V183H175V181H172ZM254 180V182H253ZM46 182V183H45ZM51 182V183H50ZM169 182V183H168ZM174 184L172 185L171 184ZM186 182V183H185ZM15 183V184H14ZM59 183V184H58ZM65 183V184H63ZM255 183V184H257ZM41 184V186H40ZM74 184V185H73ZM178 184V185H177ZM238 184V185H237ZM249 184V185H248ZM68 185V186H67ZM115 185L117 187H115ZM163 185V186H162ZM165 185V186H164ZM175 185V186H174ZM177 185V187H176ZM181 185V188L183 186V188L181 189L179 186ZM198 185V186H197ZM13 186V187H12ZM66 186V187H65ZM161 186V187H160ZM192 186V187H191ZM254 186V187H253ZM258 186V185H257ZM58 187V188H57ZM179 187V188H178ZM198 189H197V188ZM253 187V189H252ZM63 188V189H62ZM75 188V189H74ZM79 188V189H78ZM85 188H88L85 189ZM90 188V189H89ZM152 188V189H151ZM158 190H157V189ZM232 190H231V189ZM11 189V191H10ZM116 189V190H115ZM119 189V190H118ZM145 189V190H144ZM148 189V190H147ZM160 189V190H159ZM180 189V190H178ZM199 189L201 191H199ZM233 189H234V192H233ZM251 189L253 191H251ZM13 190V191H12ZM50 190V191H49ZM62 190V191H61ZM64 190V191H63ZM66 190V191H65ZM127 190V191H125ZM147 190V192H145ZM172 190V191H171ZM195 190H196V193H195ZM231 190V191H230ZM19 191V193H18ZM81 191V192H80ZM119 191V192H118ZM122 191V192H121ZM159 191V192H158ZM161 191V193H160ZM198 191V192H197ZM144 192V193H142ZM157 192V193H156ZM180 192V194H178ZM182 192V193H181ZM224 192H226V194L228 193V195H226ZM231 192V193H230ZM249 192V193H248ZM255 192V191H254ZM43 193V194H42ZM52 193V194H51ZM59 193V194H58ZM71 193V194H70ZM142 193V194H141ZM145 193H150V195L148 194H145ZM202 193V194H201ZM249 195H248V194ZM251 193V195H250ZM77 194V195H76ZM112 194V193H111ZM145 194V195H144ZM175 194V195H174ZM226 196H225V195ZM230 194V195H229ZM8 195V196H7ZM82 195V196H81ZM158 195V196H157ZM179 195V196H178ZM181 195L183 197H181ZM197 195V196H196ZM217 195V196H216ZM224 195V196H222ZM232 195V196H231ZM117 196V195H116ZM231 196V197H230ZM13 197V198H12ZM27 197V198H26ZM67 197V198H66ZM72 197V198H71ZM142 197V198H141ZM145 199H144V198ZM150 197V198H149ZM156 197V198H154ZM164 197V198H163ZM174 197V198H173ZM181 197V198H180ZM229 197V198H228ZM252 197V198H251ZM15 198V199H14ZM20 198V199H19ZM23 198V199H22ZM81 198V199H80ZM108 198V197H106ZM113 198V202H112V199ZM131 198V199H130ZM138 198V199H137ZM154 198V200L152 199ZM28 201H25L27 200ZM51 199V200H50ZM72 199V200H71ZM115 199V200H114ZM120 200V198H118ZM117 199V200H118ZM143 199H144V202L143 203ZM149 199V200H148ZM176 199V200H175ZM190 199V200H189ZM199 199V200H198ZM223 199V200H222ZM21 200V201H20ZM34 200V201H33ZM131 200V202H130ZM138 200V201H137ZM158 200V201H157ZM161 200V202H160ZM177 201V202H174V201ZM257 200V201H256ZM63 201V202H62ZM80 201V202H79ZM133 201V202H132ZM139 203H137V202ZM192 201V202H191ZM213 201L215 203H213ZM219 201V202H218ZM225 201V202H224ZM228 201V203H226ZM153 202V203H152ZM220 204H218V203ZM19 203V204H18ZM51 203V204H50ZM69 203V204H68ZM70 203L72 207H70ZM99 202V204H96L93 208V210H91V212H88V213H85L84 217L82 218V223L79 224L78 226L76 225H73L74 227H68V229L65 231H62V240L59 239L54 241V238L52 241H50V245L49 243L44 246L43 248L41 247V251L38 250V254L37 256L36 255H31L28 257H25L23 259V257H21V259H19L20 257L16 256V253H13L14 255L11 254V256L13 258H10V260L8 261H4L3 263L1 264H45L44 261H47V263H49L51 260H49V257L48 256H43V252L44 250L46 251V253L44 252V255H47L48 253L52 252V253H55V254H58V253H61L62 251H64L65 249V244L68 243L67 245V248L69 250V252H72V253H78L80 251L75 250V248H73L74 246L71 245V240L75 239V236L76 234H82V233H86L89 229V231L92 229V225H95L96 224V221L98 222V219H100L101 217H103L106 213V210L107 207L110 205V203L107 204L106 203H101ZM149 203V204H148ZM157 203H160V204H157ZM199 203V205H198ZM222 203V204H221ZM225 203V204H224ZM16 204H18V206H16ZM60 204V206L58 205ZM106 204V205H105ZM137 204V205H136ZM146 204V205H145ZM148 204V205H147ZM157 204V205H156ZM217 204V205H216ZM12 205V206H11ZM19 207L17 209H20L21 205H23L22 207L24 209H20V212L16 210H13L12 207ZM20 205V206H19ZM67 205V206H66ZM108 205V206H107ZM130 205V206H129ZM136 205V206H135ZM163 205V206H162ZM173 205V206H172ZM220 205V206H219ZM223 205V206H221ZM226 205V206H225ZM233 205V206H231ZM59 206V207H58ZM102 206V207H101ZM124 206V207H123ZM134 206V207H133ZM148 208H147V207ZM162 206V207H160ZM187 206V208H186ZM193 206V207H191ZM198 206V207H197ZM200 206V207H199ZM247 206V208H246ZM253 206V207H252ZM66 207H70V208H66ZM76 207V206H75ZM132 207V208H131ZM182 207V208H181ZM216 207V208H215ZM228 209H227V208ZM54 208V209H53ZM100 208V209H99ZM128 208V209H127ZM186 208V210H185ZM191 208V209H190ZM6 209V210H5ZM8 209V211H7ZM11 211H10V210ZM102 209V210H101ZM104 209V210H103ZM138 209V210H137ZM181 209V210H180ZM224 209V210H223ZM230 209H232V212L230 211ZM21 210H24L25 213L21 212ZM57 210V211H56ZM65 210V211H64ZM100 210V211H99ZM126 210V211H125ZM134 210V211H133ZM137 210V214H136V211ZM145 210V211H144ZM184 210V211H183ZM198 210V211H196ZM200 210V211H199ZM223 210V211H222ZM4 211L6 213V215H3ZM10 211V212H9ZM97 211V212H96ZM105 211V212H104ZM125 211V212H124ZM182 211V213H181ZM220 211V212H219ZM229 211V212H228ZM251 211V212H250ZM62 212H64L62 214ZM94 212V213H92ZM124 212V213H123ZM133 212V213H132ZM216 214H215V213ZM246 212H248L246 214ZM23 213V215H21ZM37 213V214H36ZM119 213V214H118ZM128 213H131L128 215ZM220 213V215H219ZM228 213V214H227ZM10 214V215H9ZM44 214V215H43ZM89 214V215H88ZM98 214V216H96ZM100 214V215H99ZM104 214V215H103ZM147 214V215H146ZM103 215V216H102ZM116 215V216H115ZM119 217H118V216ZM123 215V216H122ZM126 215V216H125ZM128 215V216H127ZM137 215V216H136ZM142 215V216H141ZM186 215V216H185ZM218 215V218L217 216ZM237 215V216H236ZM6 216V217H5ZM22 216V217H21ZM95 216V217H94ZM114 216V217H113ZM134 216V217H132ZM157 216V217H156ZM195 216V217H194ZM209 216V217H208ZM9 217V218H8ZM14 217V218H13ZM25 219H24V218ZM60 217V218H59ZM92 217V218H91ZM113 217V218H112ZM115 217H117L115 219ZM126 217V218H124ZM138 217V218H137ZM173 217V218H172ZM193 217V218H192ZM23 218V219H21ZM41 218V219H40ZM49 218V219H48ZM56 218H58V220H56ZM112 218V220H111ZM132 219V220H129V219ZM217 220H216V219ZM21 219V220H20ZM97 219V220H96ZM135 219V220H134ZM196 221H195V220ZM213 219V220H212ZM215 219V220H214ZM243 219V220H242ZM6 220V221H5ZM43 220V221H42ZM51 220V221H50ZM57 222H56V221ZM117 222H116V221ZM126 220V221H124ZM189 220V221H188ZM219 220V221H218ZM4 221V222H3ZM14 221V222H13ZM25 221V222H24ZM29 221V222H28ZM52 222V223H49ZM110 221V222H109ZM131 221V222H129ZM146 221V222H145ZM194 221L196 223H194ZM212 221V222H211ZM224 221V222H223ZM27 222V223H26ZM40 224H39V223ZM55 222V223H54ZM59 222V223H58ZM84 222V223H83ZM123 222V223H122ZM128 224H127V223ZM134 222V223H133ZM183 222V223H181ZM193 222V223H192ZM15 223V224H14ZM35 223V224H33ZM49 223V225L47 224ZM57 223V224H56ZM182 225H181V224ZM214 223V224H213ZM220 223V224H219ZM230 223V224H229ZM14 226H13V225ZM26 224V225H25ZM37 224V225H36ZM45 226H44V225ZM83 224V226H82ZM118 225L119 226V232H120V237H121V240H122V243H126L123 245H125L123 247V250H122V253L119 254V256H114L116 254V252L113 251V249H115V240H114V233L111 232L110 228L112 225ZM156 224V225H155ZM192 224V225H191ZM246 224V225H245ZM23 225V226H22ZM33 225V226H32ZM81 225V226H80ZM87 225H89V227H87ZM91 225V226H90ZM105 225V224H104ZM110 225V226H108ZM149 225V226H148ZM17 226V227H15ZM23 228H22V227ZM27 226V227H26ZM31 226V227H30ZM44 226V227H43ZM86 226V231H85V227ZM106 226V225H105ZM176 226V227H175ZM206 226V228H207ZM80 230H79V228ZM121 227L122 230L120 229ZM129 228V229H126V228ZM140 227V228H138ZM211 227H214V228H211ZM241 227V228H240ZM27 228V229H26ZM38 228V229H39ZM84 228V230H83ZM125 228V229H124ZM211 228V229H210ZM218 228V229H217ZM246 228V229H245ZM16 229V230H15ZM26 229V230H25ZM70 229V230H69ZM72 229H76L75 231H73ZM98 230H94L92 234H95L97 231L101 230L102 229V226L101 227H98L97 228ZM137 229V230H136ZM173 229V230H172ZM194 229V230H192ZM232 229V230H231ZM69 230V231H68ZM135 230V231H134ZM242 230V231H241ZM3 231V230H2ZM29 231V232H28ZM71 231V232H70ZM81 233H80V232ZM126 231L124 234H126V236L122 235V233ZM129 233H128V232ZM139 231V232H138ZM183 233H181V232ZM214 231V232H213ZM224 231V232H223ZM69 232V233H68ZM111 232V233H110ZM132 232V233H131ZM175 234H174V233ZM180 232V233H179ZM186 232V233H185ZM211 232L214 233V236L213 234H211ZM18 233H20L18 235ZM67 233V234H66ZM73 233V235H72ZM138 233V235H137ZM141 233V234H140ZM179 233V234H178ZM191 233V234H190ZM208 233V235H207ZM244 233V234H243ZM248 233V234H247ZM70 234V235H69ZM75 234V235H74ZM110 236H109V235ZM112 234H113V237H112ZM178 234V235H177ZM206 234V235H205ZM25 235V236H26ZM123 237H122V236ZM133 235V236H132ZM162 235V237H161ZM173 235V236H172ZM182 235V236H181ZM212 235V236H211ZM217 235V236H216ZM236 235V236H235ZM9 235H6L5 236V239H8L7 237H10ZM24 236V237H25ZM70 236V237H69ZM73 236V237H71ZM92 236V235H91ZM89 236L87 238L91 240H88L89 242H91L93 240V237ZM138 236V238H137ZM175 236V237H174ZM207 236V237H206ZM210 236V238H209ZM219 236V237H218ZM221 236V237H220ZM77 237V236H76ZM126 237V238H125ZM203 237V238H202ZM207 239H206V238ZM215 237V238H214ZM66 238V239H65ZM71 240H70V239ZM110 238H113V239H110ZM126 240H125V239ZM161 238V239H160ZM164 238V239H163ZM169 238V239H168ZM218 238V239H217ZM256 238V239H255ZM9 239H12V238H9ZM8 239V241H9ZM67 240L65 242V240ZM73 239V240H74ZM131 239H132V242H131ZM179 239V240H178ZM193 239V240H194ZM201 239V241H200ZM217 239V240H215ZM230 239V240H229ZM87 240H85L83 243V248H85L86 246L89 248L90 247V244L89 242H87ZM114 242H113V241ZM125 240V241H123ZM130 240V241H129ZM165 240V242H164ZM173 240V241H171ZM177 240V241H176ZM205 240V241H203ZM61 241V242H60ZM112 241V242H111ZM212 241V242H211ZM259 241V242H258ZM57 242V243H56ZM176 242V243H175ZM178 242L179 243V246L178 245ZM204 242V243H203ZM232 242V243H231ZM61 243V244H60ZM121 243V244H122ZM129 243V244H128ZM210 244V245H207ZM229 243V244H228ZM55 244H57L55 246ZM88 244V245H86ZM174 244V245H173ZM204 244V245H203ZM206 244V245H205ZM219 244V245H218ZM49 245V246H48ZM53 245V246H52ZM64 245V246H63ZM131 245V246H130ZM195 245V246H194ZM51 246V247H50ZM57 246H59V248H57ZM63 246V247H62ZM122 246V245H121ZM200 246V247H199ZM222 246V247H221ZM230 246V247H228ZM247 246V247H246ZM50 247V250H47L49 249ZM189 247V248H188ZM205 247V248H204ZM246 247V248H245ZM67 248L65 250H67ZM134 248V249H133ZM190 248L193 250H190ZM216 248V249H215ZM220 248V249H219ZM44 249V250H43ZM57 249V250H56ZM78 249V248H77ZM86 249V248H85ZM84 249V250H85ZM136 249V251H135ZM138 249V250H137ZM182 249V250H181ZM187 249V250H186ZM189 249V251H188ZM198 249V250H197ZM227 251H226V250ZM54 250V251H53ZM56 250V251H55ZM83 250V249H82ZM108 250V251H107ZM134 250V251H133ZM140 250V251H139ZM200 250V251H199ZM218 250V251H217ZM132 253H131V252ZM161 251V252H160ZM192 251H193V255H192ZM243 251V252H242ZM249 251V252H248ZM127 252V253H126ZM185 252V253H184ZM190 254H189V253ZM246 252V253H245ZM135 253V254H134ZM163 253V254H162ZM174 253V254H173ZM217 253V254H216ZM248 253V254H247ZM42 254V259L41 258V255ZM113 254V255H112ZM177 254V255H175ZM185 254H187L185 256ZM221 254V255H220ZM247 254V255H245ZM254 254V255H253ZM117 255V254H116ZM181 255V257L179 256ZM260 255V256H259ZM36 256V257H35ZM157 256V257H156ZM173 256V257H172ZM185 256V257H184ZM200 258H199V257ZM210 256V257H209ZM39 260L36 261L38 258ZM190 257V258H189ZM227 257V258H226ZM31 258V259H30ZM36 258V259H35ZM77 258L79 257H74L72 258V262L71 261H67V262H64L63 261V258L60 257V258H55L53 259L52 263L53 264H61L62 261L63 263L62 264H78L79 262H77L78 260H76ZM109 258V259H108ZM117 258V259H116ZM169 258V259H168ZM186 260H185V259ZM189 258V259H188ZM33 259V260H32ZM184 261H183V260ZM59 260V261H58ZM106 260V261H104ZM182 260V261H181ZM190 262H189V261ZM247 260V262H246ZM20 261V262H19ZM112 261V262H111ZM138 261V262H137ZM166 261V262H165ZM188 261V262H187ZM29 262V263H28ZM143 262V263H142ZM155 262V263H154ZM244 262V263H243ZM81 263V262H80ZM101 263H98V264H101ZM83 264V263H82ZM182 264V263H180Z\"/></svg>", "mask_w": 264, "mask_h": 264}, {"label": "bare ground", "instance_id": "2", "mask_svg": "<svg viewBox=\"0 0 264 264\" xmlns=\"http://www.w3.org/2000/svg\"><path fill=\"white\" fill-rule=\"evenodd\" d=\"M29 1V0H28ZM58 1V0H57ZM60 1V0H59ZM74 1V0H73ZM78 0H76V2H77ZM82 2H83V0H81ZM105 1V0H104ZM108 2H110L111 0H107ZM113 1V0H112ZM118 1V0H117ZM116 1V2H117ZM129 1V0H128ZM131 1V0H130ZM188 1V0H187ZM211 1V0H210ZM213 1V0H212ZM219 1H221V0H219ZM223 1V0H222ZM230 1H232V0H230ZM242 1V0H241ZM244 1V0H243ZM4 2H6V0L4 1ZM12 2L13 1H11V2H9V0H8V4L7 5H9L10 4V6L11 7H13L12 5ZM19 2V1H18ZM45 2V1H44ZM54 2H55V0H54ZM68 1H66V3H67ZM71 2V1H70ZM87 2V1H86ZM91 2V0H89V3ZM106 2V1H105ZM132 2H133V0H132ZM135 2V1H134ZM140 2V1H139ZM174 2V1H173ZM234 2V1H233ZM239 2V0H237V2H234V4H236V3H238ZM7 3V2H6ZM26 3V2H25ZM49 3H51V2H49ZM61 3H64V2H61ZM72 3V2H71ZM74 3H75V1H74ZM78 3V2H77ZM79 3H81V2H79ZM92 3V2H91ZM102 3H104V2H102ZM107 3V2H106ZM106 3L104 4V6L102 5V7H105V5H106ZM142 3V2H141ZM140 3V4H141ZM155 3V2H154ZM231 3V2H230ZM229 3V4H230ZM0 4L4 7V8H6V6H5V4H2V2H1V0H0ZM15 4H17V3H15ZM48 4V3H47ZM54 4V3H53ZM60 4V3H59ZM83 4V3H82ZM82 4H80V7H82L81 5ZM108 5V7H109V3H107ZM113 4V3H112ZM133 4V3H132ZM218 4V3H217ZM220 4H222V3H220ZM229 5L228 7L226 6L225 7V10H223V9H221L220 7H221V5H220V7H218L216 4L214 5V9H216V10H218L219 8L221 9V10H223V11H220V12H216L215 13V11L216 10H213V13H214V15H212V17L210 18L211 19V21H212V23H211V26H210V24L209 25H207L206 26V28L207 27H209V28H207V30H208V32H207V36H208V40L206 39V38H203V36H202V34H201V37L203 38L202 40H205L206 42V44L204 45V46H202L201 48H204L203 50H201V49H198V50H194L192 53H189V55H187L188 57H186L185 59H186V61L184 62V64L179 68L177 65H180L181 63L179 62L176 66H177V68H178V70H176V72H174V74H172L173 73V71L172 72H170V74H172V76L170 77H166V76H168V75H166V73L164 74V75H161V78L164 76V78L161 80V79H159V78H155L156 80H157V83L159 82L160 84L163 82V84H161L162 86H161V94L160 93H158V91H156V92H154V90H153V92L154 93H149V92H151V91H149L150 89L152 90L155 86H153V87H151L148 91L147 90H144V91H146L147 93H149L148 94V96H151L152 94H153V96L154 95H156V93H158V94H160V97H159V99H158V101L156 102V104L154 105V107H153V109H151V113H150V117L149 116H145V115H143L142 116V114H145V113H142L141 114V116H142V118H140L139 117V119H138V117L137 116H139L140 115V113H141V111H137L136 110V108L137 109H139L138 107H139V105H138V103L139 102H137V105L138 106H132V104L133 103H131V105H130V107H129V104H130V102L132 101L131 99H129V98H127L126 100H125V98L124 99H122L123 100V102H122V107H120L121 109H122V111H121V118H120V121L116 124L115 123V126L113 127V129H112V131H110L109 130V133L111 134L112 133V136H114L115 134H114V130H116V129H118V131L120 130V129H122V130H125V127L128 125V127H129V131H128V128L126 127V131L128 132V134H129V138L128 139H126V140H124V142H123V138L125 137H122V142H121V153H120V155H121V158H122V160L120 161V163L118 164V167L113 171V170H111V171H113L109 176H107L106 175V178H104L101 182H99L100 184L97 186V187H95L94 189H92L93 191H91L90 193H87V192H85L87 195L86 196H83L84 198L82 199V201H81V203L79 204V205H76V204H74V205H72V206H74V208H70V207H72L71 206V204L72 203H70V207H66V208H70L67 212H66V214L65 215H62L63 217H62V219H59L61 222L59 223V224H57V225H51L50 224V226L49 227H44V228H39V227H36L37 229H35L34 230V228H32L33 229V231H31L30 232V234H28L27 233V235H26V233H24L25 235H23V234H20V233H18V235L19 236H17V238H15V239H13V236H15V235H13V236H10V234H13V230L12 229H9V230H7V229H0V264L1 263H3L4 261H9L10 260V258H13L12 256H11V254L12 255H14L13 253H16V256H18V257H20L19 259H21V257H23V259L25 258V257H27V259H28V257L29 256H31V255H36L37 256V254H38V250H40L41 249V247L43 248L44 246H46L50 241H52L53 240V238H54V241H55V239L56 240H58L59 241V239H61L62 240V236H63V234H62V231H65V229L67 230L68 229V227H74L73 225H79V224H81L82 222V218L84 217V215H85V213H88V212H91V210H93V208L94 207H96L95 205L96 204H99V202H101V203H106L107 202V204L108 203H110V202H108V199L110 198V197H112L111 195H113L115 192H110V190L112 189V184H115V182H120V184H118L119 186H121L122 185V188H123V186H124V188H127V190L128 189H130L129 191H136V190H138V192L139 191H143L142 189L143 188H141V186L142 185H144V184H149V185H152L153 184V186L155 185L154 183H162V184H165V182L166 181H169V178H172V177H174V179L175 178H178L179 177V179L180 180H178V182H182V181H191L193 184L194 183H196V184H199V186H201V190L199 189V191H201V192H203L204 193V197H201V198H204V199H202L203 201H202V203H203V206H202V209H200L199 211H200V214H199V216H198V220H197V224H196V229H195V236H193V235H191V237H186V238H182L181 237V239L179 240L180 242H183L184 243V245L182 244V246H185V247H187V246H190V244H192L196 239H198L199 237H200V235L202 234V231L204 232V230L206 229V232L207 231H209L208 230V219H207V216H206V214H207V210H208V208L210 207V202L212 201L211 199L215 196V195H212V194H215V193H213V191L214 190H216V187L217 188H219L220 186H222L223 184H221L220 186H219V184H220V182H223V183H225L226 185H228V184H234V183H237V182H239V183H241V182H243V181H245V179H246V181L247 180H249L250 182H252V179L251 178H254L256 181H255V183H259V181H260V179L262 178V176L264 177V173L261 175H259L258 174V172H260V171H258L257 172V174H256V172L254 173V172H251L252 170L251 169H253V167L254 168H256V169H259V168H257V167H260L261 166V164H262V166H264L263 165V163H261L260 161H259V164H257V166H256V164H254V166L253 165H250L252 168H250L249 169V173L247 172V170H245L244 168H245V164L244 163H247V162H249L250 160H252L251 158H254L253 156H255L256 157V155H257V153H258V155H257V157H260L261 156V159H262V155H263V153H264V143L262 144V146H261V148H263L262 149V153L260 152V151H253V142H258V141H260L261 139L259 138V140H256L255 139V137H258V136H255V135H257L259 132V128H261V125H255V119L257 118V121H259L260 120V118L259 117H257L256 116V118H253L252 119V116L250 117V115H249V112H247V110L248 111H250V110H254L253 108H251L253 105H254V103H256L257 102V100L259 101L260 99H263V95L262 94H264V85H262V84H264V82H259L260 83V86H259V83L257 82V83H255L256 81L255 80H258L259 78H263V77H261V73H262V76H264L263 74H264V53H263V55H262V52L261 53H258L259 52V50L257 51V48L259 49V46L261 47V45H259V44H261L262 42L261 41H264V40H262V39H260V37H258L259 36V34H258V32H260V34H261V31L260 30H262V29H264L263 27V21H264V18H262V19H257V23H255L254 21V26L253 25H251V24H253V22L252 21H250L251 22V24L249 25L248 24V21H246V23H247V25H249L248 27H247V25H246V23H245V21H244V23H242L243 25L245 24L246 25V27H244L242 24V26L244 27L243 29H242V27H241V29H242V31L239 29L240 28V24L238 25L239 26V28H238V26H236L234 29L235 30H237L238 32H239V30L241 31V32H239L235 37H234V32H237V31H234L233 32V37H232V33H229V31L231 30V28L234 26V24H236V22H237V19H239V18H241V16L243 17V14L246 12H244V10L246 9H243L244 7L242 6V5H240L239 3L238 4H236V5ZM250 4V3H249ZM68 5H70V4H68ZM89 5V4H88ZM151 5V4H150ZM178 5V4H177ZM238 5H240V6H238ZM244 5H245V3H244ZM253 5V4H252ZM1 6V7H2ZM20 6V5H19ZM70 6H72V5H70ZM73 6H75L74 4H73ZM76 6H77V4H76ZM84 6H86V5H84ZM100 6H101V4H100ZM163 6V5H162ZM173 6V5H172ZM212 6H213V3H212V5H211V8H212ZM1 8V10L4 12V8ZM8 7V6H7ZM41 7V6H40ZM47 7V6H46ZM46 7H44V8H46ZM49 7V6H48ZM51 7V6H50ZM63 7V6H62ZM67 7L68 6H66V9H67ZM121 7V6H120ZM168 7H169V5H168ZM178 7H179V5H178ZM204 7V6H203ZM206 7V6H205ZM218 7V8H217ZM253 7V6H252ZM251 7V8H252ZM60 8V7H59ZM73 7H71V9H72ZM87 8V7H86ZM91 8V7H90ZM99 8V7H98ZM113 8H115L114 6H113ZM129 8V7H128ZM151 8V7H150ZM167 8V7H166ZM210 8V9H211ZM224 8V7H223ZM249 8H250V6H249ZM259 8V7H258ZM261 8V7H260ZM259 8V9H260ZM13 9V8H12ZM12 9H9L8 11H10V10H12ZM20 9H21V6H20ZM42 9V8H41ZM48 9V8H47ZM54 9H56V8H54ZM57 9H58V7H57ZM68 9H69V7H68ZM67 9V10H68ZM109 9V8H108ZM209 9V12L210 11H212V10H210ZM23 9H21V10H19V11H22ZM63 11H64V9H62ZM76 10H77V8H76ZM82 10H83V8H82ZM121 10V9H120ZM200 10V9H199ZM203 10V9H202ZM207 10V9H206ZM251 10V9H250ZM14 11V10H13ZM81 11V10H80ZM84 11H85V9H84ZM152 11V10H151ZM170 11V10H169ZM208 11V10H207ZM34 12V11H33ZM41 12V11H40ZM68 12H69V10H68ZM78 12V11H77ZM86 12V11H85ZM88 12V11H87ZM86 12V13H87ZM102 12V11H101ZM100 12V13H101ZM130 12V11H129ZM129 12H128V10L127 11H125V12H123V10H122V12L120 13L119 12V15L117 16H115V19H113V25L111 26L110 25V29H109V31L107 30V32H109V33H111L110 34V41H108V45H111V44H113V45H111V46H114L115 44V42H116V47H117V41H118V39L119 40H121L122 38L121 37H124V35L122 36V34H125V35H127L126 33H124L123 31L125 30L124 28H125V25L127 24V22H128V18H129ZM150 12V11H149ZM172 12V11H171ZM196 12V11H195ZM244 12V13H243ZM261 12H263V11H261ZM1 13V12H0ZM9 13V12H8ZM15 13H16V11H15ZM18 13V12H17ZM39 13V12H38ZM55 13V12H54ZM53 13V14H54ZM63 13V12H62ZM65 13H66V11H65ZM65 13H63L64 15H65ZM70 13H71V11H70ZM82 13V12H81ZM114 13V12H113ZM116 13V12H115ZM118 13V12H117ZM148 13V12H147ZM243 13V14H242ZM246 13H248V12H246ZM246 13H245V15H246ZM256 13V12H255ZM6 15H7V10H6V13H5ZM20 14V13H19ZM22 14V13H21ZM24 14L26 15V13L24 12ZM23 14V15H24ZM28 14V13H27ZM43 14V13H42ZM61 14V13H60ZM83 14V13H82ZM131 14V13H130ZM151 14V13H150ZM149 14V15H150ZM210 14V13H209ZM262 14V13H261ZM2 15H4L3 13H1V17H2ZM5 15V16H6ZM48 15V14H47ZM51 15V14H50ZM84 15H86V14H84ZM114 15V14H113ZM256 15H258V13L256 14ZM10 15H8V19L6 18V17H4V19H6V22L8 23V25L9 26H11V24H14L15 23V20H16V22H18V20H17V17L16 16H14V17H16V19L14 18L13 19V16H12V20L13 21H10L9 20V17ZM21 16V15H20ZM44 16V15H43ZM80 16V15H79ZM88 16V15H87ZM102 16V15H101ZM133 16V15H132ZM151 16V15H150ZM175 16V15H174ZM177 16V15H176ZM181 16V15H180ZM179 16V17H180ZM190 16H191V14H190ZM202 16H204V15H202ZM201 16V17H202ZM208 14L206 15V16H204L203 18L205 19V17L206 18H208ZM27 17V16H26ZM25 17V19L27 20V18ZM47 17V16H46ZM81 17H84L83 15L81 16ZM188 17V16H187ZM185 18L184 19V22L187 20V22H186V25L188 24V20H190V21H192V20H196L195 19V17H194V15H193V17H194V19H192L191 20V17H189L190 19H188V18ZM197 17H199V16H197ZM200 17V18H201ZM250 17V16H249ZM249 17H244V18H246V20H249ZM253 17V16H252ZM21 18V17H20ZM34 18V17H33ZM45 18V17H44ZM53 18H55L54 16H53ZM78 18V17H77ZM133 18V17H132ZM159 18V17H158ZM176 18V17H175ZM182 18V17H181ZM180 18V19H181ZM260 18V17H259ZM1 19V18H0ZM45 19H47V18H45ZM49 19V18H48ZM47 19V20H48ZM79 19V18H78ZM92 19V18H91ZM105 19V18H104ZM111 19V20H112ZM174 19V18H173ZM204 19H201L200 21H201V23L203 24L204 23V21H206V20H204ZM8 20V21H7ZM21 20V19H20ZM34 20V19H33ZM43 21H44V19H42ZM51 20V19H50ZM53 20H55V19H53ZM74 20H75V18H74ZM81 20H83V19H81ZM197 20H198V18H197ZM208 21H209V18L207 19ZM240 21L239 22H241V20H242V18L241 19H239ZM250 20H251V18H250ZM252 20H256V19H252ZM262 20V21H261ZM1 21H2V19H1ZM22 22L24 21L23 19L21 20ZM76 21V20H75ZM78 21V20H77ZM175 21H177V20H175ZM175 21H173V22H171V24L173 23V24H175V25H177V23L179 22V20L177 21V22H175ZM181 21V20H180ZM199 21V20H198ZM198 21H194L195 22V24L196 23H199ZM203 21V22H202ZM258 21H260V22H262V26L263 27H261L262 29H260L259 28V26L261 25ZM9 22H12L11 24H9ZM14 22V23H13ZM20 22V21H19ZM51 23L53 22V21H50ZM84 22H85V20H84ZM90 22V21H89ZM92 22V21H91ZM112 22H110L111 24H112ZM183 21H181V23H182ZM194 22H193V24H191V25H189V26H192L193 25V31L195 32H193L194 33V35H195V37H197V35L200 33V32H198V34H197V31L199 30V29H201V28H198V30L196 31V26H198V25H201L200 23L199 24H197V25H194ZM210 22V21H209ZM209 22H206V23H204V26L207 24V23H209ZM3 23H4V21H3ZM6 23V24H7ZM41 23V22H40ZM55 23V22H54ZM53 23V24H54ZM57 23V22H56ZM86 23H88V22H85V24ZM150 23V22H149ZM152 23V22H151ZM191 23V22H190ZM189 23V24H190ZM21 24H23V23H21ZM21 24L19 23V26H21ZM27 24V23H26ZM79 24H80V21H79ZM109 24V23H108ZM136 24V23H135ZM143 24V23H142ZM153 24H155V23H153ZM158 24V23H157ZM170 24V23H169ZM170 24V26L168 25V24H166V26H169L170 28H171V30H173L174 29V26H173V24L171 25ZM4 25V24H3ZM15 25V24H14ZM17 25V24H16ZM47 25V24H46ZM57 25V24H56ZM146 25V24H145ZM178 25H179V23H178ZM185 25V24H184ZM184 25H181V30H182V28H184ZM6 26V25H5ZM13 26V25H12ZM19 26H17L18 27V29H21ZM23 26V25H22ZM32 26H33V24H32ZM35 26V25H34ZM37 26H38V24H37ZM78 26V25H77ZM81 26V25H80ZM90 26H92V25H90ZM94 26V25H93ZM92 26V27H93ZM127 26V25H126ZM153 26V25H152ZM173 28H172V27ZM183 26V27H182ZM204 26L203 25H201L200 27H202V31H201V33L203 32L204 33V31H203V28H204ZM39 27V26H38ZM37 27V28H38ZM45 27V26H44ZM43 27V28H44ZM58 27V26H57ZM82 27V26H81ZM165 27V26H164ZM175 27H178V26H175ZM187 27L188 26H186V28H184V29H187ZM195 27V28H194ZM199 27V26H198ZM4 28V27H3ZM6 28H8V26L6 27ZM11 28H13V27H11ZM37 28H36V30H37ZM43 28H42V30H43ZM91 28V27H90ZM127 28V27H126ZM170 28L168 29V30H170ZM180 28H176V30L178 31V29H180ZM236 28H238V29H236ZM247 28V29H246ZM15 30V31H20V30ZM33 29H34V27H33ZM66 29H68V28H66ZM93 29V28H92ZM135 29V28H134ZM150 29H151V26H150ZM149 28H148V32L147 31H145L140 37H139V39H138V41L136 42V45H134V46H136V47H134L133 46V44H132V49L131 50H133V48H135L136 50H133L134 52H137V49H139L140 50V48H143V50L145 49V47L150 43V41H152L153 39V37H155V36H158L159 35V32H158V35H156L154 32H153V30H151L152 32H153V34L155 35V36H153V37H151L152 35H151V31H149L150 30ZM182 30L183 32H181V30H180V32L178 31H174V33L175 32H177V33H183L184 35L183 36H185L186 35V38H187V40H188V38H189V36H187V35H189L190 33H189V29H187V30ZM195 29V30H194ZM5 30H7V29H5ZM5 30H3V31H5ZM8 30H10V27L8 28ZM14 30V29H13ZM29 30L30 29H28V32H29ZM129 30V29H128ZM147 30V29H146ZM157 30L158 31H161V30H159L158 28H157ZM157 30H156V32H157ZM165 30H166V28H165ZM165 30H163V32L165 31ZM191 30V29H190ZM1 31V30H0ZM21 31H23V30H21ZM32 31V30H31ZM76 31V30H75ZM142 31V30H141ZM154 31H155V29H154ZM184 31L185 32H187V34L186 33H184ZM36 32V31H35ZM38 32H39V29H38ZM37 32V33H38ZM105 32V31H104ZM106 32V33H107ZM162 31H161V33H163ZM190 32H192V31H190ZM263 33L262 34H264V30L262 31ZM1 33H2V31H1ZM24 33V32H23ZM33 33V32H32ZM90 33V32H89ZM96 33V32H95ZM169 33H171L170 31H168V34L167 33H165L164 35H165V38L163 37H161L162 39H164L165 40V42L164 41H161L162 39H158V40H160L161 42H159L158 40H157V42H158V44L159 43H163V45H155V46H153L154 48L156 47V49H158L159 50V48H160V50H161V53L163 52V53H165V54H169V55H172L173 57H171L172 59H174V54H173V52H171L170 50H172V51H175V50H173V48L172 49H170V44H172V43H170V44H168V42H167V36L169 35H171V34H169ZM173 32H172V34H174ZM189 33V34H188ZM5 34V33H4ZM21 34V33H20ZM25 34V33H24ZM47 34V33H46ZM78 34V33H77ZM167 34V35H166ZM261 34V35H262ZM34 35V34H33ZM40 35V34H39ZM175 35V34H174ZM174 35H173V37H174ZM181 35V34H180ZM191 35H193V34H191ZM190 35V36H191ZM204 35V34H203ZM228 35H229V37H228ZM257 36V38H255V39H257V42L259 41V40H261L260 42H258L259 44H257L255 47L253 46L252 47V49L251 48H248V49H246L247 47H249V41L251 40L250 39V37L251 36ZM260 35V36H261ZM42 36V35H41ZM47 36V35H46ZM104 36V35H103ZM102 36V37H103ZM109 36V35H108ZM108 36L106 37V39H109L108 38ZM129 36V35H128ZM127 36V37H128ZM172 36V35H171ZM170 36V37H171ZM178 36V35H177ZM183 36H181L182 38H180V37H176V38H174V39H176V40H178L177 38H180L181 39V43H178L177 45H179L180 47H182V45H180V44H182L183 43V40H185V39H183L184 37ZM199 36H200V34H199ZM205 37H207L206 36V34L204 35ZM222 37L223 38V40L222 41H224V43H221V45H223V46H221V47H223L222 49V52L221 53H223V51L225 50V49H230V50H232V55L235 57V55H237V53H240L241 54V52H243L244 51V49H245V51L243 52V54H242V56L244 55V58L246 59V62H245V60L243 61L242 60V63H244L243 65H242V63H240L239 62V64L241 65V68L243 67V66H246L247 65V67H246V69H245V67H244V69L245 70H243L242 71V69L240 68V65H238V64H236V66H238L237 68L234 66V63H238V62H236L237 60H233V63H232V61H230L229 59V63L231 64V65H233L234 67L233 68H236V69H238L239 70V72H241V76H243V78H240V73L238 72V70H236L234 73H235V77L234 76H232V77H234V79L233 78H231V77H229V79L231 78V79H233V80H238V83L243 87H241L240 85H238L237 84V82H236V85L239 87V89H244L245 88V84H249V82H251L252 80H253V78H255L254 76L252 77L251 76V73H252V75H255L256 76V78L258 77V79H254V83L255 84H253V82H251L252 84H253V87H248V88H251V89H249V92H248V90H247V86H249V85H246V89L245 90H243V91H240V92H242V93H244L243 94V97H244V95H245V91H247L246 93H247V96H246V98L244 99L243 98V102H242V99L241 100H237L236 101V99H238L239 97V95H237V92L240 94V92H239V89H238V91L235 93L236 95H237V97L236 98H234L235 97V95H234V97H233V99L231 100V102L233 103V101H234V99H235V101H236V103L238 102H242V103H240V106H239V104L237 105L238 106V108H237V106L235 107V103L233 104L234 105V109H233V112H235V113H233L232 111H230L231 109H232V107H231V104H229V106H222V104H223V102H225L226 100H227V97H225L226 98V100L223 98V102H221L222 104H220L221 106L220 107H222V108H219V107H217V108H214V106L216 107V106H218V105H214L215 103H214V101L215 102H217L216 101V97H214V98H212V99H210V101L211 102H213L214 104H212V103H210L211 105H214V106H211V109L208 111V107L207 106H210V104H207V112L205 111L206 110V107H205V110H204V104H203V107H202V110H201V108H200V106H201V101L200 100H202V98L200 99V100H198V102L200 101V103H198L197 102V104H198V108H197V106H196V104L194 105V104H192V107L193 106H195L196 108H194L193 110L194 111H192L191 112V114H190V112H189V108L191 107V103H189V104H183L185 107H186V105H187V107L188 108H186L188 111H186V113H185V111L183 110L184 108H182V106H180V104H178V103H181L180 101H181V99H182V102H183V100H184V102L186 103L188 100H186V99H188V97H190L189 96V91L191 90L190 89V86L189 85H186L187 83L184 81V78L182 77L183 75V73H182V71L183 70H185V69H189V68H195V69H197V68H200V67H202V65L204 64V55L205 54H207V52L209 51V50H211L212 52H214L213 51V49H210L211 47V44L213 43V44H215L216 43V40H217V38H219V37ZM4 37V36H3ZM14 37V36H13ZM16 37V36H15ZM35 37H37V36H35ZM72 37V36H71ZM104 37V38H105ZM160 37V36H159ZM50 38V37H49ZM58 38V37H57ZM66 38V37H65ZM129 38V37H128ZM158 38V37H157ZM191 38H192V36H191ZM190 38V40H193V39H191ZM197 38H199V37H197ZM196 38V39H197ZM258 38H259V40H258ZM36 39V38H35ZM51 39V38H50ZM54 39V38H53ZM64 39V38H63ZM106 39H104V41H105V43L104 44H106ZM137 39V38H136ZM136 39H134V40H136ZM152 39V40H151ZM179 39V40H180ZM209 39H211V40H209ZM212 39H216L215 40V42H212L213 40ZM250 39V40H249ZM253 39L254 38H252V40L251 41H253ZM24 40V39H23ZM41 40V39H40ZM48 40V39H47ZM103 40V39H102ZM125 40H126V37H125ZM132 40V39H131ZM156 40V39H155ZM173 40V38L171 39V41ZM190 40H188V41H190ZM195 40V39H194ZM201 40V39H200ZM201 40V41H202ZM168 41L170 42V39H168ZM210 41V42H209ZM221 41V42H222ZM32 42V41H31ZM50 42H52V41H50ZM50 42H49V45H50ZM82 42V41H81ZM98 42V41H97ZM122 42H123V40H122ZM125 42V41H124ZM175 40H174V44H175ZM187 42V41H186ZM185 42V43H186ZM197 42H198V40H197ZM257 42H251L250 44H252V43H257ZM74 43V42H73ZM121 42L119 41V44H120ZM152 43V42H151ZM165 43H167V44H165ZM185 43H183L184 45V47H185ZM198 43H200V42H198ZM203 43H204V41H203ZM241 44V45H239L238 46V44ZM31 44V43H30ZM72 44V43H71ZM100 44H101V41H100ZM118 44V45H119ZM125 44H127V42L125 43ZM152 44H154V43H152ZM157 44V43H156ZM165 44V45H164ZM173 44V45H174ZM189 44V43H188ZM213 44H212V46H213ZM264 44V43H263ZM51 45H53V42H52V44ZM102 45H103V43H102ZM128 45V44H127ZM195 45H196V43H195ZM195 45H193V48H194V46ZM198 45V44H197ZM203 45V44H202ZM209 45V46H208ZM253 45V44H252ZM110 46V47H111ZM129 46V45H128ZM174 46H176V45H174ZM187 46V45H186ZM199 46V45H198ZM210 47L209 48V50L204 54V53H202V51L204 52V50H207L208 49V47ZM262 46H264V45H262ZM33 47V46H32ZM44 47V46H43ZM101 47V46H100ZM115 47V46H114ZM115 47V48H116ZM120 47V46H119ZM151 47V46H150ZM178 47V46H177ZM178 48V49H182V50H186V48L184 49V47H182V48ZM188 47H190L189 45H188ZM191 47H192V45H191ZM207 47V49H205ZM215 47V46H214ZM213 47V48H214ZM219 47V46H218ZM51 48V47H50ZM53 48V47H52ZM98 48V47H97ZM105 48V47H104ZM107 48V47H106ZM127 48V47H126ZM154 48H149V50L151 49V51H149L150 53L151 52H153L154 51ZM175 49H176V47H174ZM17 49V48H16ZM66 49V48H65ZM102 49V48H101ZM130 49V48H129ZM148 49V48H147ZM146 49V50H147ZM153 49V50H152ZM221 49V48H220ZM219 49V50H220ZM249 49H251V50H249ZM261 49H263V47L261 48ZM99 50V49H98ZM103 50V49H102ZM101 50V51H102ZM122 50V49H121ZM125 50V49H124ZM181 50V51H182ZM188 50V49H187ZM189 50H191V49H189ZM215 50V49H214ZM218 50V51H219ZM249 50V51H248ZM76 51V50H75ZM92 51V50H91ZM105 51V50H104ZM176 51H178V53L180 52L179 50H176ZM175 51V52H176ZM226 51L228 52V50H225V52H224V54L226 53ZM248 51V52H247ZM264 51V50H263ZM134 52H130L131 54L132 53H134ZM174 52V53H175ZM184 52V51H183ZM188 52V51H187ZM186 52V53H187ZM210 52V51H209ZM208 52V53H209ZM217 52V51H216ZM23 53V52H22ZM35 53V52H34ZM46 53V52H45ZM98 53V52H97ZM129 52L127 51V54H128ZM156 53H157V51H156ZM158 53H160V51L158 52ZM161 53L160 54H158V55H161ZM211 53V52H210ZM229 53H231V52H228V54ZM235 55H234V54ZM13 54V53H12ZM40 54H41V52H40ZM39 54V55H40ZM107 54V53H106ZM135 54V53H134ZM140 54L141 53H139L138 54V52H137V55L139 56H136V57H134L133 56V54H132V56L134 57V60H131V62L133 61V62H137L136 61V59H144L146 56H147V58L148 59H146V62H147V60H152V59H154L155 60V58H156V55L154 54V52H153V54H149V53H144V51H142V54H143V57L142 56H140ZM177 54V53H176ZM212 54H214V53H212ZM227 54V53H226ZM227 54V55H228ZM109 55V54H108ZM130 55V54H129ZM145 55V56H144ZM149 55H151L150 57H148ZM153 55V56H152ZM164 54H162V56H163ZM178 55V54H177ZM183 55V54H182ZM211 55V54H210ZM231 55V56H232ZM239 55V54H238ZM43 56V55H42ZM131 56V55H130ZM162 56H161V58L160 59H162ZM165 56V55H164ZM163 56V59H165L168 55H166V57H164ZM181 56V53H180V55H179V57ZM228 56H230V55H228ZM241 56V57H242ZM138 57V58H137ZM141 57V58H140ZM154 57V58H153ZM169 57V56H168ZM175 57H176V55H175ZM183 56H181L180 58H182ZM233 57V58H234ZM238 57V56H237ZM236 57V58H237ZM240 57V56H239ZM238 57V58H239ZM40 58V57H39ZM99 58V57H98ZM123 58V57H122ZM152 58V59H151ZM177 58H178V56H177ZM209 58H211V57H209V54H208V60H209ZM230 58V57H229ZM233 58H231V60L233 59ZM243 58V57H242ZM100 59V58H99ZM121 59V58H120ZM127 59V58H126ZM132 59V58H131ZM158 59H159V57H158ZM158 59H156V60H158ZM159 59V60H160ZM205 59L207 60V58L205 57ZM235 59V58H234ZM240 59V58H239ZM44 60V59H43ZM57 60V59H56ZM108 60V59H107ZM178 60H180L179 58H178ZM177 60V61H178ZM181 60H183V59H181ZM82 61V60H81ZM97 61V60H96ZM130 61V60H129ZM141 61V60H140ZM139 61V62H140ZM168 60H166L165 62H167ZM170 61V60H169ZM172 61H175L176 62V58L174 59V60H172ZM239 61V60H238ZM131 62H130V64H131ZM175 62H169V64H168V68L169 67H171L172 65H175ZM111 63V62H110ZM172 63V64H171ZM208 63H209V61H208ZM208 63L207 62H205V64H204V66L207 64L208 65ZM246 63H248V64H246ZM101 64V63H100ZM133 64V63H132ZM167 63H165V65H166ZM171 64V65H170ZM105 65V64H104ZM254 65H257V67L256 66H254ZM48 66H49V64H48ZM85 66V65H84ZM94 66V65H93ZM99 66V65H98ZM202 67V71H203V68H205V67ZM46 67V66H45ZM90 67H91V65H90ZM165 67V66H164ZM173 67H175V66H173ZM208 67V66H207ZM207 67H206V70H207ZM230 67H232V66H230ZM49 68V67H48ZM84 68V67H83ZM100 68H102V67H100ZM125 68V67H124ZM166 68H167V65H166ZM176 68V67H175ZM47 69V68H46ZM53 69V68H52ZM88 69V68H87ZM157 69H159V67H157ZM160 69H161V67H160ZM159 69V70H160ZM170 69V68H169ZM168 69V70H169ZM173 69V68H172ZM21 70V69H20ZM31 70V69H30ZM43 70V69H42ZM85 70V69H84ZM94 70H95V68H94ZM125 70V69H124ZM164 70V69H163ZM167 70V69H166ZM167 70V71H168ZM241 70V71H240ZM247 70V71H246ZM90 71V70H89ZM187 71V70H186ZM192 71H193V69H192ZM191 71V72H192ZM195 71H197V70H195ZM201 71V72H202ZM244 71H246L247 72V74L249 75V76H247V74H245L244 73ZM25 72V71H24ZM52 72V71H51ZM83 72V71H82ZM86 72H88V71H86ZM141 71H139V73H140ZM156 72V71H155ZM168 72V73H169ZM190 72V73H191ZM197 72H199V71H197ZM206 72V71H205ZM249 72H251V73H249ZM43 73V72H42ZM46 73V72H45ZM49 73V72H48ZM53 73V72H52ZM111 73V72H110ZM186 72H184V74H185ZM188 73V72H187ZM196 73V72H195ZM204 73V72H203ZM233 73V74H234ZM238 74V76H237V74ZM257 73H259L258 75L260 76H257ZM20 74V73H19ZM159 74H161V73H159ZM159 74H157V76H160ZM163 74V73H162ZM199 73H197L196 74V76L198 75ZM209 73H208V71H207V74L205 73V74H201L200 73V75H202V81L205 79V77H203V75H208ZM212 74V73H211ZM243 74H245V75H243ZM46 75V74H45ZM82 75H83V73H82ZM85 75V74H84ZM88 75V74H87ZM107 75V74H106ZM105 75V76H106ZM110 75V74H109ZM133 75V74H132ZM137 75H138V73H137ZM140 75H141V73H140ZM140 75L139 76H137V78H136V82H139V83H141L142 82V80H141V78H140ZM150 76H152V77H156V76H153L154 74H152V72L149 74ZM156 75V74H155ZM166 75V76H165ZM189 75H193V74H189ZM44 76V75H43ZM53 76V75H52ZM56 76V75H55ZM136 76V75H135ZM149 76V77H150ZM184 76H186V75H184ZM236 76H237V79H236ZM246 76V77H245ZM24 77V76H23ZM37 77V76H36ZM42 77V76H41ZM48 77V76H47ZM56 77H58V76H56ZM90 77V76H89ZM187 77H188V75H187ZM199 77V76H198ZM201 77V76H200ZM208 77L209 76H207L206 77V79H205V81L204 82H206L207 84H209L208 85V88H209V90L211 89L212 90V88H210L209 86L211 85L210 83H208L206 80L208 79ZM210 77H212L211 75H210ZM209 77V78H210ZM244 77L247 79V80H249V79H251V81H247V82H245V79H244ZM38 78V77H37ZM46 78V77H45ZM49 78H53V77H49ZM60 78V77H59ZM85 78V77H84ZM112 78H113V76H112ZM131 78V77H130ZM239 78H240V80H242L241 81V83L243 82V84H241L240 83V80H239ZM20 79V78H19ZM54 79H55V77H54ZM78 79H79V77H78ZM88 79H90V80H92L91 78H87L86 80H88ZM103 79V78H102ZM108 79V78H107ZM109 79H110V76H109ZM137 79H139V81L137 80ZM188 79V78H187ZM195 79H197L196 77H195ZM195 79H194V81H195ZM212 78H210V80H211ZM216 79H219V76L217 77V78H215V81L218 83L219 81L218 80H216ZM264 79V78H263ZM35 80V79H34ZM39 80H40V78H39ZM42 80V79H41ZM40 80V81H41ZM76 80V79H75ZM125 80V79H124ZM189 80H192V78H189ZM214 80V79H213ZM227 81L228 80V78H226V79H223V80H220V82L222 83V84H224V83H226V82H223V81ZM232 80V81H233ZM260 80V79H259ZM258 80V81H259ZM56 80H54L53 82H52V84H54V82H55ZM71 81V80H70ZM89 81V80H88ZM87 81V82H88ZM108 81V80H107ZM112 81H114V80H112ZM126 81V80H125ZM134 80H133V82H135ZM160 81H162V82H160ZM193 81V82H194ZM202 81H198L197 82V84L198 83H200V84H198L199 86L201 85V82ZM212 81V80H211ZM229 81H231V80H228V82ZM42 82V81H41ZM48 82V81H47ZM50 82V81H49ZM58 82V81H57ZM83 82V81H82ZM110 82H111V80H110ZM127 82H130V81H127ZM135 82V84L137 85V83ZM182 82H185V83H183V85H185V88L187 87V86H189L188 87V92H185V94L184 95H186V96H188V97H185L183 94H181V93H179V91L177 92V90L180 88L181 89V92L182 91H184L183 89H182ZM203 82V83H204ZM235 82V81H234ZM244 82H245V84H244ZM33 83V82H32ZM36 83H38V82H36ZM36 83H35V85H36ZM45 83V82H44ZM75 83V82H74ZM95 83V82H94ZM105 83V82H104ZM159 83H158V86H157V89L156 90H158L159 89ZM195 83V87H196V81L194 82ZM193 83V84H194ZM221 83L219 84V85H221ZM232 83V82H231ZM10 84V83H9ZM49 84V83H48ZM59 84V83H58ZM57 84V85H58ZM63 84V83H62ZM85 84H87L86 83V81H85ZM110 84H114V83H110ZM127 85H130V86H132V85H134V83L132 84V81H131V83L130 84H128V83H126ZM216 84V83H215ZM228 84H230V82L228 83ZM251 84V85H252ZM1 85V84H0ZM30 85V84H29ZM42 85V84H41ZM60 85V84H59ZM65 85V84H64ZM92 85H93V83H92ZM101 85V84H100ZM126 85V86H127ZM135 85V86H136ZM181 85V86H180ZM204 85H205V83L204 84H202L201 86H203L204 87ZM217 85V84H216ZM224 85H226L225 87H226V89L224 88L222 91L224 92L225 90H227V89H229L228 88V86H232V85H227V84H224ZM235 84L233 83V86H234ZM250 85V86H251ZM255 85V86H254ZM257 85V86H256ZM262 85V86H261ZM33 86V85H32ZM39 87H40V85H38ZM43 86V85H42ZM62 86V85H61ZM91 86V85H90ZM112 86V85H111ZM130 86L128 87L129 89H131L132 90V88H130ZM193 86V87H194ZM205 86H207V85H205ZM13 87V86H12ZM71 87V86H70ZM92 87V86H91ZM93 87H95V86H93ZM105 87H107V86H105ZM117 87V86H116ZM194 87V88H195ZM198 87V86H197ZM214 88H215V86H213ZM217 87V86H216ZM219 88H222V87H220V86H218ZM217 87V88H218ZM238 87H236V88H238ZM241 87V88H240ZM46 88V87H45ZM45 88H44V90H45ZM72 88V87H71ZM100 88V87H99ZM124 88V87H123ZM127 87H125L124 88V91H126L125 89H126ZM127 88V92H128V89ZM183 88H184V86H183ZM184 88V89H185ZM192 88L193 90H194V93H196L197 91V88ZM199 88V87H198ZM206 89H202V87H201V89H202V91L201 90H199V91H201L203 94L205 93L206 94V91L205 90H207L208 91V89H207V87H205ZM236 88H234V89H232V91H235V89ZM263 88V89H262ZM20 89V88H19ZM29 89V88H28ZM39 89V88H38ZM37 89V90H38ZM52 89V88H51ZM56 89V88H55ZM63 89H64V87H63ZM68 89V88H67ZM74 89V88H73ZM230 89H231V87H230ZM34 90H36V88L34 89ZM35 91V93L34 94H38L39 92V90L38 91ZM58 90V89H57ZM64 90H66V89H64ZM71 90V89H70ZM78 90V89H77ZM134 90V89H133ZM216 90V89H215ZM237 90V89H236ZM7 91V90H6ZM51 92H52V90H50ZM50 91L48 92V93H50ZM68 91H69V89H68ZM89 91V90H88ZM95 91V90H94ZM101 91H102V89H101ZM139 91H141V90H139ZM139 91H137V93L139 92ZM144 91H142V92H144ZM186 91H187V89H186ZM198 91V92H199ZM205 91V92H204ZM217 91H219V90H217ZM221 91V89H220V91L219 92H222ZM231 91V92H232ZM3 92V91H2ZM18 92V91H17ZM37 92V93H36ZM46 92V91H45ZM44 92V93H45ZM71 92V91H70ZM84 92V91H83ZM99 92H100V89H99ZM102 92H104V93H106L104 90L102 91ZM102 92H100V93H102ZM127 92H125V93H127ZM191 92H193L192 90H191ZM198 92H197V95L196 96H198L199 94H200V92H199V94H198ZM219 92H217V93H219ZM226 92V91H225ZM73 93H74V90H73ZM76 93H78V91L76 92ZM96 93V92H95ZM103 93V94H104ZM129 93H131L132 94V91H130V92H128V94ZM136 92L134 93V95L136 94L137 96L139 95V94H141V93H138L137 94ZM145 93V92H144ZM143 93V95H146L147 93H145L144 94ZM228 93H230L229 92V90H228ZM227 93V94H228ZM1 94V93H0ZM10 94V93H9ZM28 94V93H27ZM33 94V95H34ZM103 94H101V95H103ZM108 94V93H107ZM110 94V93H109ZM116 94V93H115ZM158 94H157V96H158ZM204 94V95H205ZM230 94H232V93H230ZM31 95V94H30ZM39 95V94H38ZM40 95H42V92H41V94ZM40 95H39V97H40ZM49 95H51V94H49ZM72 95V94H71ZM95 95V94H94ZM105 95V94H104ZM113 95V94H112ZM109 96V97H113V96ZM133 95V94H132ZM191 95V94H190ZM203 95V96H204ZM242 94H240V97L242 98V96H241ZM13 96V95H12ZM43 96V95H42ZM45 96H47V97H49L48 95H45ZM108 96V95H107ZM107 96H104V98L105 97H107ZM125 96H127V95H125ZM128 96H131L130 94L128 95ZM136 96V99H140L139 97H137ZM156 96V97H157ZM192 96H194L193 94H192ZM196 96H194V97H196ZM228 96V103H231V102H229L230 101V99L232 98V95H227ZM14 97V96H13ZM13 97L11 98L12 100H13ZM29 97V99L30 98H32V97H30V96H28ZM28 97L26 96V98L28 99ZM35 97V96H34ZM38 97V98H39ZM83 97V96H82ZM91 97V96H90ZM102 97V100L103 101H105L104 99H103V96H101ZM108 97V98H109ZM230 97V98H229ZM5 98V97H4ZM15 98V97H14ZM42 98V97H41ZM44 98V97H43ZM75 98V97H74ZM93 98V97H92ZM115 98V97H114ZM132 98V97H131ZM135 97H133L132 99H134ZM144 98V97H143ZM151 98V97H150ZM153 98V97H152ZM183 98H185V99H183ZM8 99V98H7ZM10 99V100H11ZM16 99V98H15ZM25 99V98H24ZM23 99V100H24ZM121 99V98H120ZM120 99H119V101H120ZM142 99V98H141ZM144 99H146L145 101L147 102H152V99H149V100H147L148 99V97H145ZM155 99V98H154ZM218 99H222V97L220 98V97H218ZM240 99V98H239ZM35 101H36V99H34ZM42 100V99H41ZM74 100H76V99H74ZM111 100V99H110ZM114 100V99H113ZM135 100V99H134ZM143 100V99H142ZM186 100V101H185ZM197 99H195L194 101H196ZM225 100V101H224ZM26 101V99L23 101V102H25ZM39 100H37V102H38ZM58 101V100H57ZM77 101V100H76ZM81 101V100H80ZM118 101V102H119ZM140 101V100H139ZM144 101V103H146ZM193 101V103H195ZM210 101H206V102H210ZM20 102H21V100H20ZM27 102V101H26ZM53 102V101H52ZM74 102V101H73ZM86 102V101H85ZM106 102V101H105ZM148 102H147V104H148ZM183 102V103H184ZM205 102V101H204ZM11 103V102H10ZM15 103H17V102H15ZM22 103V102H21ZM29 103V102H28ZM27 103V104H28ZM32 103V102H31ZM30 103V104H31ZM80 103V102H79ZM101 103V102H100ZM134 103L136 104V100L134 101ZM141 103H143V102H140L139 104L141 105ZM143 103V104H144ZM217 103H220V101L219 102H217ZM227 103V101L224 103V104H226ZM228 103H227V105H228ZM20 104V103H19ZM23 104V103H22ZM22 104H20V105H22ZM33 104V103H32ZM34 104H35V102H34ZM107 104V103H106ZM113 104V103H112ZM119 104V103H118ZM142 104V105H143ZM20 105H18V106H20ZM24 105V104H23ZM26 105V104H25ZM152 105V104H151ZM190 107H189V106ZM28 106V105H27ZM60 106V105H59ZM68 106V105H67ZM72 106H74V105H72ZM114 106V105H113ZM258 106V105H257ZM87 107V106H86ZM118 107H119V105H118ZM128 107H129V109H128ZM132 107V108H131ZM134 107V108H133ZM143 107H144V109H145V107H147L148 108V105L146 106L145 104L143 105ZM177 107H179L178 108V110L180 111L181 109L183 110V111H181V112H183L182 114H188V112H189V116H188V118H187V116L185 115H181V113L179 112V111H174V110H177ZM192 107H191V109H192ZM226 107H229V108H226ZM262 107H264L263 106V103H262V106L260 107V108H258L257 109V113H259L260 111H258V110H262L263 111V108ZM74 108V107H73ZM141 108V107H140ZM143 109L144 111H147V115H148V113H149V109ZM152 108V107H151ZM214 108V109H213ZM219 108V110H217ZM27 109V108H26ZM53 108H51V110H52ZM71 109V108H70ZM92 109V108H91ZM119 109V108H118ZM124 109H126V110H124ZM198 109H200L202 112H204L205 114H207L206 116H207V118L204 116V115H202L201 114V111H200V114L201 115H199V116H204L206 119V121L204 120H201V119H199V120H197L196 118H194V116H195V114H196V112L198 111ZM236 109V110H235ZM55 110H56V108H55ZM65 110V109H64ZM114 110V109H113ZM139 110H141V109H139ZM142 110V112H144ZM235 110V111H234ZM4 111H5V109H4ZM42 111V110H41ZM54 111V110H53ZM57 111V110H56ZM56 111H54V112H56ZM60 111H62V110H60ZM73 111V110H72ZM86 111V110H85ZM112 111V110H111ZM191 111V110H190ZM196 111V112H195ZM245 111H246V113H248V115L247 114H245ZM40 112V111H39ZM54 112H53V114H54ZM68 112V111H67ZM87 112V111H86ZM93 112V111H92ZM117 113H116V116H117V114H118V111H116ZM120 112V111H119ZM138 112V115H136L135 113H137ZM140 112V113H139ZM180 113V115H176L177 113ZM229 112V113H228ZM230 112L231 113H233L232 115H230ZM264 112V111H263ZM24 113V112H23ZM57 113V112H56ZM59 113V112H58ZM62 113V112H61ZM219 115H218V114ZM225 113H228L229 115H230V117L228 116V114H227V116H228V118H227V116L225 117ZM261 113V112H260ZM66 114V113H65ZM77 114H78V112H77ZM82 114V113H81ZM87 114V113H86ZM101 114V113H100ZM136 115V118L137 119H135L134 118V116ZM218 115L219 116V118H217V116L215 117V115ZM250 114H252V111H250ZM253 114H255V112L253 113ZM35 116H36V114H34ZM55 115V114H54ZM58 115V114H57ZM119 115V114H118ZM245 115V116H244ZM246 115L247 116H249L250 117V120L252 119V120H254V121H251L253 124V126H254V129H253V131H254V133H252L251 132V134L249 135V133L247 134V133H245V131H247L246 129H248V125H250V122L248 123V118L246 117ZM260 115V114H259ZM258 115V116H259ZM262 115V114H261ZM260 115V117H262L263 118V116H264V114L261 116ZM7 116V115H6ZM69 116V115H68ZM67 116V117H68ZM94 116V115H93ZM96 116V115H95ZM107 116V115H106ZM130 117V119L128 120V121H126L127 120V118H129ZM145 116V117H144ZM196 116H197V114H196ZM213 116V117H212ZM255 115H253V117H254ZM134 119H133V118ZM147 117H149V118H147ZM182 117H186L187 118V120H184V118H182ZM201 117H199V118H201ZM222 117V118H221ZM226 118V120L225 121H222V119L223 118ZM10 118V117H9ZM14 118V117H13ZM69 118V117H68ZM87 118V117H86ZM100 118V117H99ZM99 118H97L98 120H100ZM116 118V117H115ZM212 118H216L215 120L216 121H218V123L214 120V119H212ZM261 118V122L260 123H262V119ZM1 119V118H0ZM18 119V118H17ZM37 119V118H36ZM35 119V122L38 120H36ZM88 119V118H87ZM90 119V118H89ZM96 119V118H95ZM95 119H93L94 121H95ZM96 119V121H98ZM117 119H119V117L117 118ZM126 119V120H125ZM141 119V120H140ZM246 119H248V120H246ZM5 120V119H4ZM93 120L91 121V122H93ZM214 120V121H213ZM220 120V121H219ZM32 121H33V119H32ZM66 121V120H65ZM87 121V120H86ZM113 121V120H112ZM115 122H117L116 120H114ZM184 121V122H183ZM216 122V123H211V122ZM256 121V122H257ZM31 122V121H30ZM99 122H101V121H99ZM205 124H204V123ZM50 123V122H49ZM61 123V122H60ZM66 123H68L67 121H66ZM66 123H65V127H66ZM77 123V122H76ZM86 123V122H85ZM85 123H83V124H85ZM206 123H211V125H209V124H206ZM247 123H248V125H247ZM264 123V122H263ZM39 124H41V123H39ZM79 124V123H78ZM99 125L98 124V122H96L95 124H94V128H95V125ZM132 125V127H130L129 125ZM73 125H75V124H73ZM82 125V124H81ZM89 124H87V126H88ZM92 125V124H91ZM90 125V126H91ZM111 125H112V123H111ZM110 125V126H111ZM208 125V126H207ZM20 126V125H19ZM263 126H264V124H263ZM89 127V126H88ZM97 128H98V126H96ZM207 127V128H206ZM252 127V126H251ZM256 127H258V128H256ZM7 128V127H6ZM29 128V127H28ZM60 128V127H59ZM77 128V127H76ZM84 128H86V125H85V127ZM90 128V127H89ZM88 128V129H89ZM94 128H92V126H91V129L93 130ZM100 128V127H99ZM209 128V129H208ZM253 128V127H252ZM252 128H251V130H252ZM256 128V129H255ZM15 129V128H14ZM18 129V128H17ZM40 129V128H39ZM64 129V128H63ZM67 129V128H66ZM75 129V128H74ZM73 129V130H74ZM78 129V128H77ZM90 129V130H91ZM258 129V130H257ZM262 129H263V127H262ZM9 130V129H8ZM13 130V129H12ZM11 130V131H12ZM91 130V131H92ZM95 130H96V128H95ZM94 130V131H95ZM255 130H256V132H255ZM10 131V130H9ZM52 131V130H51ZM63 131V130H62ZM67 131V130H66ZM76 131V130H75ZM79 131H80V129H79ZM79 131H77L76 132V134L79 132ZM261 131V130H260ZM81 132V131H80ZM93 132V131H92ZM98 132V131H97ZM100 132V131H99ZM107 132V131H106ZM126 132V133H127ZM2 133V132H1ZM13 133V132H12ZM32 133V132H31ZM48 133V132H47ZM51 133V132H50ZM57 133V132H56ZM60 133V132H59ZM84 133H87V131H85ZM88 133H90V132H88ZM87 133V134H88ZM96 133V132H95ZM103 133V132H102ZM108 133V134H109ZM116 133V132H115ZM256 133V134H255ZM262 133V132H261ZM260 133V134H261ZM14 134V133H13ZM26 134V133H25ZM35 134V133H34ZM38 134V133H37ZM61 134V133H60ZM127 134V135H128ZM245 134H247V135H249V136H245ZM259 134V136L260 137H262L263 136V133H262V136ZM103 135V134H102ZM105 135V134H104ZM117 135V134H116ZM75 135H73V137H74ZM77 136H79V134L77 135ZM92 136V135H91ZM111 136V135H110ZM82 137H84V138H88V136L86 137V134L84 135V136H82ZM81 137V139L80 140H82L83 138ZM101 137V136H100ZM104 137H106V136H104ZM103 137V138H104ZM264 137V136H263ZM61 138V137H60ZM116 138V137H115ZM47 139V138H46ZM50 139V138H49ZM54 139V138H53ZM77 139H78V137H76V140H74L75 142L77 141ZM108 139V135H107V138L105 139V140H107ZM111 139H112V137H111ZM110 139V140H111ZM125 139V138H124ZM255 139V140H254ZM2 140V139H1ZM6 140V139H5ZM17 140V139H16ZM20 140V139H19ZM50 140H52V139H50ZM72 140V139H71ZM94 140H97V139H94ZM102 140H104V139H102ZM109 140V139H108ZM115 140V139H114ZM254 140V141H253ZM262 140L264 141V138H262ZM262 140H261V142H262ZM58 141V140H57ZM74 141H73V143H74ZM112 141H113V139H112ZM4 142V141H3ZM15 142V141H14ZM41 142V141H40ZM47 142V141H46ZM46 142H44V145H45V143ZM72 142V141H71ZM86 142V141H85ZM97 142H98V140H97ZM96 142V143H97ZM109 142V143H108ZM107 143L108 144H110V145H112L110 142L111 141H108ZM261 142H258V143H261ZM82 144L83 142H79V144ZM88 143V142H87ZM104 143H106V142H104ZM104 143H102V145H104ZM258 143H257V145H258ZM2 144V143H1ZM12 144V143H11ZM52 144V143H51ZM84 144V143H83ZM115 144V143H114ZM3 146H4V144H2ZM41 145H43V143L41 144ZM67 145V144H66ZM70 145V144H69ZM74 145H77V146H79L78 144H73V146ZM96 145V144H95ZM102 145H101V147H102ZM82 145H80V147H81ZM84 146V145H83ZM99 146H100V143H99ZM119 146V145H118ZM254 146H256V143L254 144ZM8 147V146H7ZM54 147V146H53ZM79 147V148H80ZM104 147H107V146H104ZM108 147H109V145H108ZM257 147H259V146H257ZM19 148V147H18ZM31 148V147H30ZM44 148V147H43ZM67 148V147H66ZM65 148V149H66ZM82 148V147H81ZM96 148H98V144H97V147ZM118 148V147H117ZM260 148V147H259ZM259 148H257L258 150H259ZM6 149V148H5ZM20 149V148H19ZM19 149H18V151H19ZM26 149V148H25ZM24 149V150H25ZM27 149H28V147H27ZM108 149V148H107ZM114 149V148H113ZM254 149H256V148H254ZM2 150H3V148H2ZM15 150V149H14ZM31 150V149H30ZM67 150V149H66ZM104 150V149H103ZM117 150V149H116ZM190 150H192V152H193V154L195 155V156H198L199 157V159H198V161H203V160H200V157H204V158H206L205 160H207L206 162H201V164H199L197 161L194 163V165H192V166H194V167H191L190 168V166H191V164H189L190 166H188V163H186V160H187V157L185 158L186 160H184V158H182V157H184V156H182V154L183 153H185V152H188V151H190ZM231 152H230V151ZM12 151V150H11ZM17 151V152H18ZM33 151V150H32ZM43 151V150H42ZM47 151H48V149H47ZM70 151V150H69ZM75 151H77L78 152V150H75ZM34 152H35V150H34ZM102 152H104V151H102ZM262 154V155H260V153ZM11 153V152H10ZM31 153V152H30ZM80 153V152H79ZM116 153H117V151H116ZM119 153V152H118ZM203 153V154H202ZM235 153H236V156H235ZM256 153V154H255ZM16 154V153H15ZM45 154V153H44ZM43 154V155H44ZM51 154V153H50ZM113 154V153H112ZM111 154V155H112ZM193 154H192V156H193ZM238 154H239V157H237L238 156ZM255 154V155H254ZM8 155V154H7ZM32 155V154H31ZM39 155V154H38ZM68 155V154H67ZM106 155V154H105ZM119 155V156H120ZM33 156H34V154H33ZM55 156V155H54ZM71 156V155H70ZM87 156V155H86ZM85 156V157H86ZM101 156V155H100ZM116 156H117V154H116ZM118 156V157H119ZM264 156V155H263ZM13 157V156H12ZM15 157V156H14ZM22 157V156H21ZM43 157V156H42ZM41 157V158H42ZM45 157V156H44ZM57 157H59V156H57ZM89 157V156H88ZM88 157H86L87 159H88ZM111 157V156H110ZM114 157H115V155H114ZM189 157V156H188ZM256 157V158H257ZM1 158V157H0ZM32 158V157H31ZM30 158V159H31ZM38 158V157H37ZM60 158V157H59ZM80 158V157H79ZM97 158V157H96ZM105 158V157H104ZM113 158V157H112ZM116 158V157H115ZM255 158V159H256ZM54 159V158H53ZM56 159V158H55ZM76 159V158H75ZM99 159V158H98ZM264 159V158H263ZM262 159V160H263ZM11 160V159H10ZM85 160V159H84ZM101 160H102V158H101ZM182 161L183 160V163L185 162L187 165H186V167H187V171L188 172H184L185 170L183 169L184 168V166H181L180 168L181 169H183V170H181V171H179L180 172V175L178 174V172L176 173L177 175H179V176H177L176 174H175V176H174V174L173 173H175V168H174V166L176 165H178L177 163L179 162V161ZM16 161V160H15ZM48 161V160H47ZM74 161V160H73ZM167 161V162H166ZM194 161V160H193ZM264 161V160H263ZM8 162V161H7ZM34 162V161H33ZM38 162V161H37ZM72 162V161H71ZM93 162V161H92ZM188 162V161H187ZM190 162V161H189ZM15 163V162H14ZM19 162H17V164H18ZM25 163V162H24ZM32 163V162H31ZM30 163V164H31ZM80 163V162H79ZM89 163V162H88ZM101 163V162H100ZM104 163V162H103ZM117 163V162H116ZM115 163V164H116ZM180 163V162H179ZM191 163V162H190ZM196 163H198V164H196ZM228 163H230V164H228ZM13 164V163H12ZM113 164V163H112ZM228 164V165H227ZM244 164V165H243ZM25 165V164H24ZM104 165V164H103ZM105 165H109L108 164V162H107V164L105 163ZM183 165V164H182ZM185 165V164H184ZM227 165V166H226ZM259 165V166H258ZM12 166V165H11ZM18 166V165H17ZM63 166V165H62ZM69 166V165H68ZM73 166V165H72ZM75 166V165H74ZM81 166V165H80ZM107 166H105V167H107ZM111 166V165H110ZM159 166H164V170H162L163 172L162 173H158V172H156V170H158V168L157 167H159ZM229 166V167H228ZM246 166H248V165H246ZM249 166V167H250ZM20 167V166H19ZM36 167V166H35ZM64 167V166H63ZM183 167V168H182ZM224 167H226V168H228V169H226V170H224ZM65 168V167H64ZM80 168V167H79ZM79 168H77V170L79 169ZM90 168V167H89ZM99 168V167H98ZM103 168V167H102ZM112 168H113V166H112ZM115 168V167H114ZM179 168V167H178ZM177 168V169H178ZM189 168V169H188ZM205 168V169H204ZM12 169V168H11ZM19 169V168H18ZM86 169V168H85ZM92 169V168H91ZM111 169V168H110ZM177 169H176V171H177ZM203 169H204V171L205 172H203ZM256 169L254 170V171H256ZM29 170H30V166H29ZM65 170V169H64ZM94 170V169H93ZM105 170V169H104ZM14 171V170H13ZM87 171V170H86ZM88 171H89V169H88ZM99 171V170H98ZM109 171V170H108ZM262 171H264L263 169H262ZM18 172V171H17ZM63 172V171H62ZM80 172V171H79ZM94 172V171H93ZM107 172V171H106ZM182 172H184V173H182ZM77 173V172H76ZM90 173H91V171H90ZM97 173H99V172H97ZM252 173L255 175L256 174V176H253L252 175ZM261 173V172H260ZM86 174V173H85ZM94 174V173H93ZM96 174V173H95ZM78 175V174H77ZM98 175V174H97ZM128 175H130V176H128ZM260 177H259V176ZM37 176V175H36ZM73 176V175H72ZM76 176V175H75ZM89 176V175H88ZM124 176H128V178H124ZM250 176H253V177H250ZM258 176V177H257ZM47 177V176H46ZM58 177V176H57ZM90 177H91V175H90ZM89 177V178H90ZM181 177H185V179L184 180H181L182 178ZM60 178V177H59ZM81 178V177H80ZM248 178V179H247ZM250 178V179H249ZM257 178H259V180L257 179ZM96 179H97V177H96ZM264 178H262L261 180H263ZM52 180V179H51ZM75 180H77V179H75ZM21 181V180H20ZM33 181V180H32ZM94 181H96V180H94ZM172 181H175V180H172ZM249 181H247V182H249ZM264 181V180H263ZM55 182H57V180L55 181ZM97 182V181H96ZM253 182H254V180H253ZM261 182V181H260ZM46 183V182H45ZM51 183V182H50ZM169 183V182H168ZM175 183H177V181H175ZM183 183V182H182ZM186 183V182H185ZM255 183H252V185H254L253 187L254 188H256L255 190L253 189V187H252V189L255 191H253L252 189H251V191H253L252 192V195H254V196H252L251 195V193H250V195L255 199V198H258V196H259V191L262 189V185H259L258 183L257 184H255ZM261 183H263V182H261ZM15 184V183H14ZM59 184V183H58ZM63 184H65V183H63ZM158 184H156L157 186H158ZM159 184V185H160ZM171 184H172V182H171ZM173 184H174V182H173ZM172 184V185H173ZM225 184L223 185L225 188L222 190V191H224L225 189H226V191L229 189V188H227L226 186H225ZM74 185V184H73ZM155 185V186H156ZM178 185V184H177ZM177 185H176V187H177ZM238 185V184H237ZM249 185V184H248ZM258 185V186H257ZM40 186H41V184H40ZM68 186V185H67ZM163 186V185H162ZM165 186V185H164ZM175 186V185H174ZM184 186V185H183ZM183 186H182V188H183ZM198 186V185H197ZM219 186V187H218ZM223 186L221 187V188H223ZM13 187V186H12ZM66 187V186H65ZM115 187H117L116 185H115ZM161 187V186H160ZM180 188H181V185L179 186ZM178 187V188H179ZM192 187V186H191ZM58 188V187H57ZM123 188V189H124ZM181 188V189H182ZM197 188V187H196ZM199 188V187H198ZM197 188V189H198ZM261 188V189H260ZM63 189V188H62ZM75 189V188H74ZM79 189V188H78ZM85 189H87L88 190V188H85ZM90 189V188H89ZM152 189V188H151ZM157 189V188H156ZM220 189V188H219ZM231 189V188H230ZM116 190V189H115ZM119 190V189H118ZM127 190H125V191H127ZM145 190V189H144ZM148 190V189H147ZM147 190L145 191V192H147ZM158 190V189H157ZM160 190V189H159ZM178 190H180V189H178ZM221 190V189H220ZM220 190H218L219 192H221ZM232 190V189H231ZM230 190V191H231ZM10 191H11V189H10ZM13 191V190H12ZM50 191V190H49ZM62 191V190H61ZM64 191V190H63ZM66 191V190H65ZM112 191V190H111ZM172 191V190H171ZM217 191V190H216ZM217 191V192H218ZM229 191V190H228ZM81 192V191H80ZM119 192V191H118ZM122 192V191H121ZM159 192V191H158ZM198 192V191H197ZM233 192H234V189H233ZM18 193H19V191H18ZM112 193V194H111ZM123 193V192H122ZM122 193H120V194H116L115 195V197H118V198H120V200L118 199H114L116 202L114 203L113 202V198H111L112 199V202L113 203H110V205L107 207V209H105L106 210V214L103 216V217H101L100 219H98V222L96 221V224L95 225H93V224H91L92 225V229L89 231V229H88V231L86 232V233H82V234H76V236H75V239H74V237L73 236H71V237H73V239L71 240L70 238V240H71V245L72 246H74L73 248H75V250H76V252H77V250H79L80 249V251L78 252V253H72V252H69V250H68V248H67V244L68 243H66L65 244V249L67 248V250H65L64 249V251H62L61 253H58V254H55V253H52V252H50V253H48L47 255H44V252L46 253V251L44 250V252L42 253L43 254V256L45 257V256H48L49 257V260H51L52 259V261H53V259H54V257L55 258H60V257H62L63 258V261L64 262H67V261H73L72 260V258H74V257H79V258H77L76 260H78L77 262H79L78 264H98V263H101V262H103V260H102V257H104L105 256V258H106V255H108L110 252H106V250L105 249H107V248H104L103 249V247H105L106 246V243H104L105 241H104V238L106 239L107 237H104L103 238V235H101V234H105V233H107V228H109V227H107V224H106V222L110 219V216H111V213L113 212V215L115 214V212H117V211H115V209L116 208H119V207H121L122 206V203H124L123 202V200H128V196L127 195H124V194H122ZM142 193H144V192H142ZM141 193V194H142ZM157 193V192H156ZM160 193H161V191H160ZM182 193V192H181ZM195 193H196V190H195ZM223 193V192H222ZM222 193H219V194H222ZM225 194H226V192H224ZM229 193V192H228ZM228 193L226 194V195H228ZM231 193V192H230ZM249 193V192H248ZM247 193V194H248ZM43 194V193H42ZM52 194V193H51ZM59 194V193H58ZM71 194V193H70ZM145 194H149L150 195V193H145ZM144 194V195H145ZM178 194H180V192L178 193ZM202 194V193H201ZM217 194V193H216ZM219 194H217L218 196H220ZM224 194V195H225ZM77 195V194H76ZM175 195V194H174ZM216 195V196H217ZM224 195H222V196H224ZM225 195V196H226ZM230 195V194H229ZM249 195V194H248ZM8 196V195H7ZM82 196V195H81ZM158 196V195H157ZM179 196V195H178ZM197 196V195H196ZM213 196V197H212ZM232 196V195H231ZM230 196V197H231ZM106 197H108V198H106ZM181 197H183L182 195H181ZM180 197V198H181ZM251 197V198H252ZM13 198V197H12ZM27 198V197H26ZM67 198V197H66ZM72 198V197H71ZM142 198V197H141ZM144 198V197H143ZM150 198V197H149ZM154 198H156V197H154ZM154 198H152L153 200H154ZM164 198V197H163ZM174 198V197H173ZM215 198V197H214ZM229 198V197H228ZM15 199V198H14ZM20 199V198H19ZM23 199V198H22ZM81 199V198H80ZM131 199V198H130ZM138 199V198H137ZM145 199V198H144ZM144 199H143V203H145L144 202ZM216 199V198H215ZM51 200V199H50ZM72 200V199H71ZM149 200V199H148ZM176 200V199H175ZM190 200V199H189ZM199 200V199H198ZM223 200V199H222ZM21 201V200H20ZM25 201H28V199L27 200H25ZM34 201V200H33ZM138 201V200H137ZM136 201V202H137ZM158 201V200H157ZM174 201V200H173ZM257 201V200H256ZM1 202V201H0ZM63 202V201H62ZM80 202V201H79ZM128 202H129V200H128ZM130 202H131V200H130ZM133 202V201H132ZM160 202H161V200H160ZM174 202H177V201H174ZM192 202V201H191ZM219 202V201H218ZM217 202V203H218ZM225 202V201H224ZM96 203V204H95ZM100 203V204H101ZM137 203H139V202H137ZM153 203V202H152ZM213 203H215L214 201H213ZM226 203H228V201L226 202ZM19 204V203H18ZM18 204H16V206H18ZM51 204V203H50ZM69 204V203H68ZM149 204V203H148ZM147 204V205H148ZM157 204H160V203H157ZM156 204V205H157ZM218 204H220V203H218ZM222 204V203H221ZM225 204V203H224ZM59 206H60V204H58ZM106 205V204H105ZM137 205V204H136ZM135 205V206H136ZM146 205V204H145ZM198 205H199V203H198ZM217 205V204H216ZM12 206V205H11ZM15 206V205H14ZM12 207L13 208V210H15V209H17V208H19V207ZM20 206V205H19ZM23 205H21V207H22ZM58 206V207H59ZM67 206V205H66ZM76 206V207H75ZM130 206V205H129ZM163 206V205H162ZM162 206H160V207H162ZM173 206V205H172ZM220 206V205H219ZM221 206H223V205H221ZM226 206V205H225ZM231 206H233V205H231ZM21 207H20V209H21ZM102 207V206H101ZM124 207V206H123ZM134 207V206H133ZM147 207V206H146ZM191 207H193V206H191ZM198 207V206H197ZM200 207V206H199ZM253 207V206H252ZM25 208V207H24ZM23 207H22V209H24ZM122 208V207H121ZM132 208V207H131ZM148 208V207H147ZM182 208V207H181ZM186 208H187V206H186ZM186 208H185V210H186ZM216 208V207H215ZM227 208V207H226ZM229 208V207H228ZM227 208V209H228ZM246 208H247V206H246ZM20 209H17L16 210V212L17 211H19L20 212ZM54 209V208H53ZM100 209V208H99ZM123 209V208H122ZM128 209V208H127ZM191 209V208H190ZM6 210V209H5ZM10 210V209H9ZM102 210V209H101ZM104 210V209H103ZM124 210V209H123ZM138 210V209H137ZM137 210L135 211L136 212V214H137ZM181 210V209H180ZM224 210V209H223ZM222 210V211H223ZM7 211H8V209H7ZM7 211L5 212L4 211V213H3V215H6V213H7ZM11 211V210H10ZM9 211V212H10ZM57 211V210H56ZM65 211V210H64ZM100 211V210H99ZM126 211V210H125ZM124 211V212H125ZM134 211V210H133ZM145 211V210H144ZM184 211V210H183ZM196 211H198V210H196ZM230 211L232 212V209H230ZM21 212H23V213H25V211L24 210H21ZM97 212V211H96ZM123 212V213H124ZM220 212V211H219ZM229 212V211H228ZM251 212V211H250ZM23 213L21 214V215H23ZM64 212H62V214H63ZM92 213H94V212H92ZM133 213V212H132ZM181 213H182V211H181ZM215 213V212H214ZM248 212H246V214H247ZM26 214V213H25ZM37 214V213H36ZM119 214V213H118ZM129 214H131V213H128V215ZM216 214V213H215ZM228 214V213H227ZM10 215V214H9ZM44 215V214H43ZM89 215V214H88ZM100 215V214H99ZM127 215V216H128ZM147 215V214H146ZM219 215H220V213H219ZM24 216V215H23ZM96 216H98V214L96 215ZM116 216V215H115ZM118 216V215H117ZM123 216V215H122ZM126 216V215H125ZM130 216V215H129ZM137 216V215H136ZM142 216V215H141ZM186 216V215H185ZM217 216V218H218V215H216ZM237 216V215H236ZM6 217V216H5ZM22 217V216H21ZM95 217V216H94ZM114 217V216H113ZM112 217V218H113ZM119 217V216H118ZM132 217H134V216H132ZM157 217V216H156ZM195 217V216H194ZM209 217V216H208ZM0 218H2V217H0ZM9 218V217H8ZM14 218V217H13ZM24 218V217H23ZM23 218H21V219H23ZM60 218V217H59ZM92 218V217H91ZM112 218H111V220H112ZM117 217H115V219H116ZM124 218H126V217H124ZM138 218V217H137ZM173 218V217H172ZM193 218V217H192ZM20 219V220H21ZM25 219V218H24ZM41 219V218H40ZM49 219V218H48ZM216 219V218H215ZM214 219V220H215ZM56 220H58V218H56ZM55 220V221H56ZM97 220V219H96ZM129 220H132L131 218L129 219ZM135 220V219H134ZM195 220V219H194ZM213 220V219H212ZM217 220V219H216ZM243 220V219H242ZM6 221V220H5ZM43 221V220H42ZM51 221V220H50ZM49 221V223H52V222H50ZM113 221V220H112ZM116 221V220H115ZM118 221V220H117ZM116 221V222H117ZM124 221H126V220H124ZM189 221V220H188ZM196 221V220H195ZM194 221V223H196ZM219 221V220H218ZM4 222V221H3ZM14 222V221H13ZM25 222V221H24ZM29 222V221H28ZM57 222V221H56ZM110 222V221H109ZM129 222H131V221H129ZM128 222V223H129ZM146 222V221H145ZM212 222V221H211ZM224 222V221H223ZM27 223V222H26ZM39 223V222H38ZM49 223H47L48 225H49ZM55 223V222H54ZM84 223V222H83ZM108 223V222H107ZM123 223V222H122ZM127 223V222H126ZM127 223V224H128ZM134 223V222H133ZM181 223H183V222H181ZM180 223V224H181ZM193 223V222H192ZM15 224V223H14ZM33 224H35V223H33ZM40 224V223H39ZM106 226H105V225ZM214 224V223H213ZM220 224V223H219ZM230 224V223H229ZM13 225V224H12ZM26 225V224H25ZM37 225V224H36ZM75 225V226H76ZM90 225V226H91ZM112 225V224H111ZM156 225V224H155ZM182 225V224H181ZM192 225V224H191ZM208 225V226H207ZM246 225V224H245ZM14 226V225H13ZM23 226V225H22ZM21 226V227H22ZM33 226V225H32ZM81 226V225H80ZM82 226H83V224H82ZM102 226V229L101 230H99V231H97L95 234H92L93 233V231L96 229V230H98L97 228L98 227H101ZM108 226H110V225H108ZM149 226V225H148ZM206 226H207V228H206ZM15 227H17V226H15ZM27 227V226H26ZM31 227V226H30ZM85 227V231H86V226H84ZM87 227H89V225H87ZM176 227V226H175ZM23 228V227H22ZM39 228V229H38ZM79 228V227H78ZM81 228V227H80ZM80 228H79V230H80ZM122 228L123 227H121L120 229L122 230ZM138 228H140V227H138ZM211 228H214V227H211ZM210 228V229H211ZM241 228V227H240ZM27 229V228H26ZM25 229V230H26ZM111 230V232H113L114 233V240H115V249H113V251L114 252H116V254L114 255V256H119V254H121L122 253V250H123V247L125 246V245H123V243H122V240H121V237H120V232H119V226L116 224V225H112L111 226V228H110ZM125 229V228H124ZM126 229H129L128 227L126 228ZM218 229V228H217ZM246 229V228H245ZM16 230V229H15ZM70 230V229H69ZM68 230V231H69ZM73 231H75L74 229H72ZM83 230H84V228H83ZM137 230V229H136ZM173 230V229H172ZM192 230H194V229H192ZM232 230V229H231ZM77 231V230H76ZM135 231V230H134ZM242 231V230H241ZM29 232V231H28ZM71 232V231H70ZM80 232V231H79ZM110 232V233H111ZM126 231H124L123 233H122V235L125 233ZM128 232V231H127ZM139 232V231H138ZM181 232V231H180ZM179 232V233H180ZM214 232V231H213ZM213 232H211V234H213V236H214V233ZM224 232V231H223ZM69 233V232H68ZM81 233V232H80ZM129 233V232H128ZM132 233V232H131ZM174 233V232H173ZM178 233V234H179ZM182 233V232H181ZM186 233V232H185ZM67 234V233H66ZM141 234V233H140ZM175 234V233H174ZM177 234V235H178ZM183 234V233H182ZM191 234V233H190ZM244 234V233H243ZM248 234V233H247ZM6 235H9L10 237H7L8 239L9 238H12V239H9V241H8V239H5V236ZM70 235V234H69ZM72 235H73V233H72ZM75 235V234H74ZM92 235V236H91ZM109 235V234H108ZM121 235V236H122ZM125 236H126V234H124ZM123 235V236H124ZM137 235H138V233H137ZM206 235V234H205ZM207 235H208V233H207ZM25 236V237H24ZM89 236H91V237H93V240L91 241V242H89L88 240H91V238L90 239H88L87 240V238L89 237ZM110 236V235H109ZM122 236V237H123ZM133 236V235H132ZM173 236V235H172ZM182 236V235H181ZM212 236V235H211ZM217 236V235H216ZM236 236V235H235ZM70 237V236H69ZM112 237H113V234H112ZM161 237H162V235H161ZM175 237V236H174ZM192 237H196V239H194V238H192ZM207 237V236H206ZM205 237V238H206ZM219 237V236H218ZM221 237V236H220ZM126 238V237H125ZM124 238V239H125ZM137 238H138V236H137ZM203 238V237H202ZM209 238H210V236H209ZM215 238V237H214ZM52 239V240H51ZM66 239V238H65ZM64 239V240H65ZM110 239H113V238H110ZM161 239V238H160ZM164 239V238H163ZM169 239V238H168ZM194 239V240H193ZM207 239V238H206ZM218 239V238H217ZM217 239H215V240H217ZM256 239V238H255ZM68 240V239H67ZM67 240H65V242L67 241ZM85 240H87V242H89V244H90V247L88 248L87 246L85 247V248H83V244H85V243H83ZM126 240V239H125ZM125 240H123V241H125ZM230 240V239H229ZM111 241V242H112ZM130 241V240H129ZM171 241H173V240H171ZM177 241V240H176ZM197 241V240H196ZM200 241H201V239H200ZM203 241H205V240H203ZM61 242V241H60ZM68 242V241H67ZM131 242H132V239H131ZM164 242H165V240H164ZM174 242V241H173ZM180 242H178V245L177 246H179V243ZM212 242V241H211ZM259 242V241H258ZM51 243V242H50ZM50 243H49V245H50ZM53 243V242H52ZM51 243V244H52ZM57 243V242H56ZM122 243V244H121ZM176 243V242H175ZM204 243V242H203ZM232 243V242H231ZM61 244V243H60ZM124 244H126V243H124ZM129 244V243H128ZM229 244V243H228ZM48 245V246H49ZM57 244H55V246H56ZM86 245H88V244H86ZM122 245V246H121ZM174 245V244H173ZM204 245V244H203ZM206 245V244H205ZM207 245H210V244H208L207 243ZM219 245V244H218ZM53 246V245H52ZM62 246V247H63ZM131 246V245H130ZM195 246V245H194ZM211 246V245H210ZM51 247V246H50ZM50 247H49V249H47V250H50ZM200 247V246H199ZM222 247V246H221ZM228 247H230V246H228ZM247 247V246H246ZM245 247V248H246ZM57 248H59V246H57ZM78 248V249H77ZM189 248V247H188ZM205 248V247H204ZM211 248H212V246H211ZM83 249V250H82ZM85 249V250H84ZM134 249V248H133ZM216 249V248H215ZM220 249V248H219ZM42 250V249H41ZM40 250V251H41ZM57 250V249H56ZM55 250V251H56ZM138 250V249H137ZM182 250V249H181ZM187 250V249H186ZM190 250H193V248L191 249L190 248ZM198 250V249H197ZM226 250V249H225ZM54 251V250H53ZM108 251V250H107ZM134 251V250H133ZM135 251H136V249H135ZM140 251V250H139ZM188 251H189V249H188ZM200 251V250H199ZM218 251V250H217ZM227 251V250H226ZM42 252V251H41ZM131 252V251H130ZM161 252V251H160ZM243 252V251H242ZM249 252V251H248ZM264 252V251H263ZM40 253V252H39ZM127 253V252H126ZM132 253V252H131ZM185 253V252H184ZM189 253V252H188ZM246 253V252H245ZM42 254H40L41 255V258H42ZM135 254V253H134ZM163 254V253H162ZM174 254V253H173ZM190 254V253H189ZM217 254V253H216ZM248 254V253H247ZM247 254H245V255H247ZM110 255V254H109ZM113 255V254H112ZM175 255H177V254H175ZM187 254H185V256H186ZM192 255H193V251H192ZM221 255V254H220ZM254 255V254H253ZM35 256V257H36ZM121 256V255H120ZM119 256V257H120ZM180 257H181V255H179ZM184 256V257H185ZM260 256V255H259ZM157 257V256H156ZM173 257V256H172ZM199 257V256H198ZM210 257V256H209ZM38 258V257H37ZM40 258V257H39ZM39 258L36 260V261H38L39 260ZM182 258V257H181ZM190 258V257H189ZM188 258V259H189ZM200 258V257H199ZM227 258V257H226ZM26 259V258H25ZM31 259V258H30ZM36 259V258H35ZM42 259H44V258H42ZM109 259V258H108ZM117 259V258H116ZM169 259V258H168ZM185 259V258H184ZM187 259V258H186ZM185 259V260H186ZM33 260V259H32ZM45 260V259H44ZM55 260V259H54ZM183 260V259H182ZM181 260V261H182ZM52 261H50L49 263H47V261H44L45 262V264H53L52 263ZM59 261V260H58ZM63 261H62V263H63ZM104 261H106V260H104ZM184 261V260H183ZM189 261V260H188ZM187 261V262H188ZM20 262V261H19ZM81 262V263H80ZM112 262V261H111ZM138 262V261H137ZM166 262V261H165ZM190 262V261H189ZM246 262H247V260H246ZM15 263V262H14ZM13 263V264H14ZM29 263V262H28ZM61 263V264H62ZM69 263V262H68ZM67 263V264H68ZM130 263V262H129ZM128 263V264H129ZM143 263V262H142ZM155 263V262H154ZM180 263H182L183 264V262H180ZM179 263V264H180ZM244 263V262H243ZM5 264H6V262H5ZM26 264V263H25ZM32 264V263H31ZM43 264V263H42ZM102 264V263H101ZM152 264V263H151ZM177 264V263H176ZM245 264V263H244ZM254 264V263H253ZM259 264V263H258Z\"/></svg>", "mask_w": 264, "mask_h": 264}]
</instances>
